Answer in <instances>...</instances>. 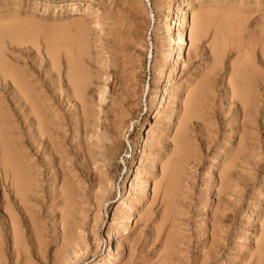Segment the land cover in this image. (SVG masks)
Masks as SVG:
<instances>
[{"label":"rangeland","instance_id":"374dc122","mask_svg":"<svg viewBox=\"0 0 264 264\" xmlns=\"http://www.w3.org/2000/svg\"><path fill=\"white\" fill-rule=\"evenodd\" d=\"M63 1H65V0H48V1L47 0H11V1L10 0H0V38H1L0 39V58H1L2 62L3 61L5 62L7 67H9V69L12 72L15 71L14 73H16V74L18 73L17 74L18 77L24 76L23 78H26V79L28 77H30V78H28V80L31 82L33 80L35 82V83L32 82L33 84L31 83V85H30L31 88H33L37 94L39 93V91H41L38 95L39 97L41 96V98H42L45 95V97L43 99H45L46 97H49L50 101H51V99L53 100L51 102H48V103H52V104L54 103L53 105H54L55 111L53 109H51V111H50V113H51L50 115L53 116V118H52V116H50L51 121H53V122L57 121V123H59L60 118L61 119L63 118L60 121V124L63 125L65 123L63 125L64 130L68 127L67 131L70 133L69 134L65 130L66 131V134H65L66 138L64 137V140H66V141H63L64 147L67 146L66 150H65V148H63V150H64L63 153L66 156L68 153L70 158L68 156L67 157L69 159H72V160H67V161L69 163H71V162L73 163L74 161L75 162L77 161L76 159H73V157H74L73 155H75L73 153H76V150H77V152L80 150V145L78 146L79 147L78 148V147H74V144L77 146L80 143L79 141H82L83 142L82 144L86 145L85 140L87 139L86 135L83 136L84 133L82 132V128H81V125L79 123V120L81 117V111H80L81 108L78 107L79 105H78L76 100H71L72 102H70L69 101L70 97L69 98L66 97L69 94H70L69 96H71V93L73 92V84L69 80V72H70V70H72V68L76 69V76H77V80L79 82V84H78L79 86H77V87L80 88L81 92L83 93L82 98L85 101L87 109H89L91 114H92L91 119L93 120V122L98 121L97 126L100 129H101L100 125H102V122H103L102 121L103 120L102 109H104V108H102V107L103 106L106 107L107 104L110 103L112 97L116 98L117 95L120 94V92H121L120 90L124 86V79L130 80L129 81L130 83L128 82V84H129V86H132L130 88L133 89V91L138 92V91L142 90V91L138 92L139 95L137 97H140V95H141V97L138 99V100H140L139 103H140V107H141V117L140 118H142L143 116H146V119H145V123H144V121H142V124L139 127L140 129L138 128L136 131L137 133H135V134L133 133V135H130V134H132V130H133L131 127L128 129V132L126 131L124 134L122 141L123 142L125 141L123 143V146L124 145L125 146L121 147L120 154L118 156L119 158H117L116 163L113 165V168H114V175L113 176L115 177V182H114L115 184H114V187L112 189V193H113L112 198L108 202L105 203V206L103 207L101 212H99L98 208L95 205H93V202H94L93 199L91 201V203H92L91 205H93V206L90 205V207H88V210H89L88 213L89 214H88V219L86 222L89 224L87 227H88V229L90 228L89 231L91 232L90 233L88 231V234H89L88 238H90V240H88L87 244H86V246L88 248L87 247L84 248L82 250L81 254L79 253L80 258L79 257H73V258H71V259H73L72 261L69 259L70 261L68 260L67 262L65 261L61 264H66V263L67 264L68 263L69 264L70 263L71 264H94V263L97 264L96 262L101 260V258H104V260L107 259L105 261L107 264H110V263L111 264H131V262H132V264H139L140 261H142V263L140 262V264H169L170 261H171L170 264H181V263L182 264H198V263H200V264H259V263L264 264V253H263V251H264V244L263 243L264 242H262V241H264L263 240L264 239V228H263L264 227V218H263L264 217V118H263L264 117V101H263L264 100V36H262V35H264V23H263L264 22V20H263L264 19V17H263L264 16V0H205V1L202 0L200 2H199V0L198 1L193 0L194 2L192 0H172L171 2L169 0H167V2H166V0L165 1L163 0V2H161V3H160V1H162V0H158V1L157 0L156 1L155 0H78V1H81V4H79V5H70L71 3H69V5H65V7H61L60 3ZM89 1L92 2V8H90L91 9L90 11H92V12L87 10V2H89ZM187 1H189L190 3L191 2H193V3L190 4ZM258 2H260V3H258ZM125 3H126V5H125ZM163 3H165L166 6H165V4L163 5ZM188 3L191 6L188 5ZM204 3H206V4H204ZM155 4H156V6H155ZM161 4H162V6H161ZM256 4H258V5H256ZM157 5L159 6V8ZM204 5H207L208 7L207 6L204 7ZM209 5H210V7H209ZM198 6L200 9L198 8ZM215 6H218V7L216 8ZM202 7H204V8H202ZM169 8H171V9H169ZM189 8H190V10H189ZM179 9H180V13L178 14L177 11H179ZM214 9H215V11H214ZM191 10H194V12H192ZM198 10H199L200 14L209 12L211 17H212V21H211V24L208 28L206 37L200 43L195 42L191 46L189 33H190L191 24H192V13L197 14ZM244 10H245V12H244ZM250 10L252 13L250 12ZM166 11H168V12L166 13ZM210 11H212V12H210ZM249 12H250V14H249ZM12 13L14 15H12ZM185 13H186V15H185ZM167 14L169 15V17ZM242 14H245L246 16L245 15L241 16ZM7 15L8 16L11 15L13 17L9 16L8 19L5 18L2 21L1 18L6 17ZM166 15L169 19L166 17ZM96 17L98 18V20ZM219 17L221 20L219 19ZM260 17H261V19H260ZM226 18H228V19H226ZM234 18H235V20H234ZM244 18H245V20L243 21ZM249 18H251V19H249ZM159 19H160V21H158ZM167 19L169 21H166ZM178 19L179 20H182V19L186 20L184 22L182 20V23H184L182 31H179V29H178V27H179V25H177L179 23ZM8 21H9L10 25L7 24ZM219 21H220V23H219ZM253 21H254V23H253ZM17 23H19L20 26ZM86 23H88V24H86ZM11 24H13V26ZM14 24H17V26ZM81 24H82V26H81ZM164 24L169 26V27L165 26ZM224 25H225V27H224ZM3 26H5L6 28ZM218 26H220V27H218ZM1 27H3V28H1ZM8 27L10 30L8 29ZM159 27H161V28H159ZM167 28H168V30H165ZM222 28L224 29L225 32L222 31L223 30ZM225 28H227V30ZM259 30H261V31H259ZM156 31L157 32L160 31L159 33H161V34L157 33ZM166 31H169V32H166ZM178 31L182 35L184 34V36H183V38L185 37L183 39L184 42H180L179 40H177L179 38L178 37V34H179ZM183 31H185V32H183ZM170 32H172V33H170ZM127 34H128V36H127ZM130 34H133V35H130ZM138 34H139L140 38H138ZM168 34H170V36ZM173 36H175V37H173ZM131 37H134V38H131ZM128 38H130V39L128 40ZM230 38H232V39H230ZM258 39H260V40L258 41ZM116 40L118 41V44H117ZM119 41H121V42L124 41L125 44H124V42L121 43ZM169 41L170 42L172 41V43L170 44ZM213 41H215V42H213ZM223 41H224V43H223ZM167 42H168V44H166ZM10 43H11V45H10ZM39 43L41 44V46ZM131 43H133L134 45H132ZM161 43L162 44L164 43L166 46L164 44L162 45ZM180 43H182V44H180ZM227 43H228V45H227ZM111 44H113V45H111ZM94 45H96V46H94ZM114 45H116V46H114ZM121 45H123V46L121 47ZM130 45H132V46H130ZM168 45H169V47H168ZM180 46H181V49H180ZM258 46H260V47H258ZM6 47L8 48V50ZM222 47H223V49H222ZM105 48H107V50ZM23 49H24V51H23ZM138 49H140V50H138ZM247 49H248V51H247ZM26 50H28V51H26ZM29 50H31V52H29ZM96 50H98V52H96ZM99 50L101 51V53ZM110 51L112 53V56H111V53H109ZM113 51H115V52H113ZM116 51H119V52H116ZM159 51L162 52L163 55H161V53ZM167 51H169V52H167ZM171 51L173 53H171ZM190 51H191V53H190ZM13 52L16 55H14ZM40 52H42V53H40ZM169 53H171V55ZM238 53L242 54L244 56H242V55L239 56ZM19 54H20V56H19ZM125 54L127 55V57L125 56ZM5 55H7L8 58H10V59H7L6 58L7 56H5ZM96 55H97V57H96ZM164 55H166V56H164ZM178 56H179V58H178ZM136 57H137V60L139 59L140 61L139 60L137 61ZM159 57L160 58L162 57V58L160 59ZM42 58H43V60L45 58V60L43 61ZM119 58L121 61L119 60ZM124 58H126V59H124ZM177 58H178V60H177ZM23 59H26V60H23ZM113 59L118 60L116 62V64L114 62L116 60L113 61ZM127 59H128V62L130 60L129 63H131L130 64L131 66H132V64H134L135 67H138V68H135L134 65H133V67H131L129 65V63L126 62ZM10 61L12 63H10ZM18 61H19V63H18ZM122 61H124L125 63ZM134 61H135V63H134ZM21 62H22V64H21ZM94 62H95V64L97 63V66L101 65L100 67L98 66L99 68H101L100 74H99V70H98L99 68L94 64ZM118 62H120V63H118ZM137 62H139V63H137ZM140 62H142V63H140ZM248 62H250V64ZM14 63L15 64L17 63V65L15 67H14V65H15ZM98 63H100V64H98ZM157 63H158V65H161V66L156 65ZM43 64H45V65L43 66ZM47 64H48V66H47ZM103 64H106V65H103ZM109 64H110V67H109ZM117 64H120V66L122 65V67L118 66ZM164 64H165V66L162 67ZM255 64H256V66H255ZM20 65L22 68H25L24 71L20 67ZM25 65L32 67V69L30 67H29L30 69H28ZM34 65H36V66H34ZM113 65H115V66H113ZM116 66H117V68H115ZM205 66L209 67V68L207 67L208 70H206ZM216 66H218V67H216ZM257 66H259V67H257ZM34 67H35V69L33 70ZM158 67H161L162 71L160 70V68L158 69ZM256 67H257V69H256ZM47 68H48V71H47ZM51 68H53V69H51ZM132 68H135V70L133 69V71H132L131 70ZM155 68L157 70H155ZM16 69H18V70H16ZM25 70H26V72H25ZM30 70H31V72H29ZM118 70H120V71L118 72ZM122 70H123V72H122ZM238 70H241L245 74L244 89H245V95L247 97V106H246L245 111L241 108V106H236L232 103L233 97L231 95L230 81L232 79H234V77L236 78V76L239 75ZM33 71H35V72L33 73ZM60 71L61 72L63 71V72L61 73ZM104 71L105 72L108 71L107 73L110 72L109 75L108 74L106 75V73ZM113 71H114V73H112ZM154 71H155V73H156V71L158 72V73H156L157 75L154 73ZM3 72H4V69L0 68V77H1L0 78V84H1V86H0V97H3V99H6L5 103L2 105L4 110L7 112V114L5 116L14 115L13 113L15 111H16L17 115L20 116L21 114L18 111L19 110L18 107L22 106L21 105L22 102L17 101V98L15 97L13 91L11 92V89H9V87L5 88V86H3L2 83L4 81V77L6 76V74H4ZM40 72H42L41 75H39ZM160 72H162V73L160 75H158ZM14 73H10V74L8 73V75L6 76L5 79H7V81L11 83L12 82V75L11 74H14ZM21 73H23V74L26 73V77H25V74L23 75ZM30 73L31 74L33 73V75H35V76H33V75L30 76ZM64 73L68 76V78ZM96 73L99 75V78H98ZM103 73H105V74H103ZM123 73H124V75H123ZM136 73H137V75L139 74V77L137 75H135ZM206 73H208V74H206ZM214 73H215V75H214ZM27 74H28V76H27ZM57 74L59 76H57ZM114 74H116L117 76H115ZM199 74H200V76H199ZM60 75H62V76H60ZM103 75H105L104 78H102ZM120 75H122L123 77ZM40 76H42V77H40ZM124 76L126 78H124ZM129 76H131L132 79L134 78L133 81H135L136 78H140V80L138 79V81H140V82L142 81V82L140 83V82L135 81L137 84L136 85L135 82H133ZM211 76L213 77V79ZM35 77H37L38 79ZM100 77H101V79H100ZM121 77L123 78V80ZM156 77H157V79H156ZM193 77H195V78H193ZM161 78H162V80H161ZM97 79H99V80H97ZM115 79L117 82L115 81ZM119 79H120V81H119ZM167 79L170 81H168ZM38 80L40 82H38ZM47 80H48V82H47ZM154 80H155V82H154ZM156 80H159V81H156ZM104 81L108 82V83H105ZM114 81L117 84H115ZM131 81L133 82V84ZM202 81H204V83L206 82L204 84L206 87L203 89L204 93H202V95L200 96L201 101L199 103V108L197 105V109H198L197 116H198V118H196V120H195V122L200 121L199 122L200 124L196 126V130H195L194 134L192 135V137H193L192 142L193 143L192 142L190 143V147L187 150L188 161H187V166L184 165L183 170H182V173H184V175H182L183 180H181L179 182L178 186L175 188V192H176L175 193V195H176L175 196V208H173L174 210L172 211V214L173 213L174 214L176 213V214L175 215L173 214L172 219L175 218L174 223H177L176 224L177 226H175V224H174V226H173L174 228H173L171 223H169L170 221L164 224V222L162 221L164 209L161 211L162 208H161V205H159V203H157L158 201L153 202L155 195L153 192L154 184H152V182L155 183L154 180H157L158 182H160V180H158V179L161 178V172H160L161 171V169H160L161 168V161H162L163 157H164L163 162H165L167 160L165 155L164 156L161 155V157H160V155L157 153L158 147H162V146H159L157 144L158 147L156 149H155V147H156V143L158 142V140L161 136L160 132H162L163 129L164 130L168 129V131L166 132V135L168 133L170 140L174 136L175 131H176L175 130L176 125H177L176 123L178 122L176 118H177V115H179L178 113L181 110V104H182V102H178V101H183L185 99L183 97H186V91H188L189 88H190L189 90H192L191 88L194 89L193 86L194 85L198 86V84ZM36 82H38V83H36ZM41 82L45 85L42 86L43 84ZM118 82H120L119 83L120 85H121V83L123 85H121V87L117 86ZM168 82H171L172 88L174 87L172 90H170L171 92L170 91L165 92L166 87H167V85H165V84H167ZM189 82H192V83H189ZM57 84H58V86H57ZM164 85H165V87H164ZM188 85H190V86H188ZM175 86L177 88H175ZM39 87L40 88L42 87V89H39ZM43 87L44 88L47 87V88L43 89ZM54 87H56V89ZM101 87L103 89L105 88L106 91L103 90ZM112 87L114 89H117V90H115V92H114V89H112ZM178 87H179V89H178ZM61 88L64 90H62ZM136 88H137V90H136ZM153 88H155V89H153ZM1 89L3 91H1ZM175 89H178V90L175 91ZM50 90H51L52 94L50 93ZM153 90H154V92H153ZM159 90H160V92H159ZM215 90H216V93H215ZM45 91L47 92V94ZM54 91H56V92H54ZM61 91H62V94H61ZM64 91L66 94L64 93ZM103 91H105V92H103ZM116 91H118V92H116ZM150 91H151V93H150ZM156 92H157V95H155L156 96L155 97L154 94H156ZM182 92H184V93H182ZM6 93H8L9 95ZM90 93H92V94H90ZM105 93H107V94H105ZM108 93L111 95L108 96ZM112 93L116 94V95L114 96ZM152 93H154V94L152 95ZM101 94H102V96L104 95V97H106V98L101 97ZM227 94L229 97L227 96ZM4 95H6V96H4ZM57 96L60 97V101H59V97L57 98ZM169 96H171V97H169ZM64 97H66V98H64ZM90 97H91V99H90ZM96 97L99 98V100H96L97 99ZM150 97H152V99ZM153 97L156 100H154ZM161 97L163 99L162 100L163 102L161 101ZM172 97H174L175 100ZM181 97H182V99H181ZM10 98H11V100H10ZM65 99H66V101H64ZM261 99H262V101H261ZM106 100H108V101H106ZM57 101H59V102L57 103ZM68 101H69V103H68ZM198 101H199V99H198ZM198 101H197V103H198ZM99 102L101 104H99ZM149 102L151 104L150 107H149L150 104L148 105ZM152 102H153V104H152ZM173 102H175V104ZM211 102H213V103H211ZM261 102H263V103H261ZM64 103H66V104H64ZM167 103H169V104H167ZM17 104H19V105H17ZM57 104H59V105L57 106ZM68 104H70V105H68ZM96 104H97V106H96ZM178 104H179V106H178ZM153 105H154V107H153ZM159 105H160V107H159ZM213 105H215V106H213ZM14 106H15V108H14ZM100 106H101V108H100ZM234 106H236V107H234ZM56 107H58V108H56ZM73 107H74V109H73ZM7 108H9V109L11 108V109L7 110ZM63 108L65 110H63ZM172 108H173V110H171ZM58 109H60V111ZM161 109H162V113H159V110H161ZM75 110H76V114H75ZM149 110L151 111V113ZM174 110H176L177 112ZM214 110H216V111L219 110V111L216 112ZM62 111L64 114L62 113ZM94 111L96 114L94 113ZM97 111L99 113H97ZM163 111H164V113H163ZM237 111H238V113H237ZM53 112H54L55 116L52 114ZM201 112L203 113V115H201L202 114ZM213 112L214 113L216 112V114H214ZM57 113L59 115H57ZM148 113H149V115H148ZM170 113H173V114L176 113L177 115L175 114V116L170 117V115H169ZM219 113H220V115H219ZM60 114H62L63 116L60 117ZM164 114H167V115L164 116ZM208 114H210V115H208ZM247 114H249V116ZM56 115L58 117H56ZM214 115H216V117ZM73 116H75V117H73ZM101 116H102V118H101ZM209 116H211V118L215 117V119L212 118V120H209L210 119ZM220 116H222V117H220ZM94 117H96V118H94ZM161 117H162V119H161ZM167 117L170 120L167 119ZM243 118H244V120H243ZM75 120H77V123L75 122ZM207 120H208V122L209 121L210 122L208 124H205L207 122H204V121H207ZM215 120L218 122L215 123ZM256 120L258 123L256 122ZM18 121L20 122V119ZM69 121H71L72 123L70 124ZM160 121H161V123H160ZM165 121L167 122V124ZM228 121H230V122L228 123ZM10 122L11 121L8 120V123H10ZM96 122H94V123L96 124ZM202 122H204V123H202ZM225 123H226L227 127H226ZM237 123H239V124H237ZM67 124H68V126H66ZM156 124H158V126H156ZM163 124H164V126H163ZM168 125H170L171 127H167ZM217 125H219V126H217ZM98 127L96 128L97 130L99 129ZM151 127H153L152 129H154L155 132L156 131L159 132V133L156 132L155 136L153 135L155 139L158 137L159 138L157 141H154L152 147L149 146V144H150L149 140H150V138L153 137V136H151V132H150ZM73 128L75 130H73ZM160 128H162V129H160ZM253 128L256 129V133H255V130L253 131ZM214 129H216V130L218 129V130L216 131ZM241 129L244 131H242ZM129 130H131V132ZM252 131L254 133H251ZM211 132H213V133L211 134ZM71 133H73V134H71ZM230 133H231V135H230ZM24 134L27 135V133H24ZM244 134H246V135H244ZM256 134H258V135H256ZM78 135H79V137H78ZM135 135H137V136L135 137ZM75 136H77V137H75ZM200 136H202V137L200 138ZM89 137L91 138V139L89 138V141L92 140L93 143H94V141L97 140V138H96L97 135L93 138L91 136H89ZM215 137H217V138H215ZM28 138H29V136H27V139ZM81 138H82V140H81ZM204 138L206 139L207 142L204 141ZM14 139L17 141V137H15ZM69 139H71V140L69 141ZM73 139H75L77 142L75 140L74 141L76 143L73 142ZM83 139H84V141H83ZM242 139L244 140L243 142H242ZM209 140L212 141L213 144L209 145L208 144ZM251 140L254 141L252 148H249L246 145H243V144H250ZM99 142L100 141L97 140V143L95 142L96 144L87 145L86 147H89L90 149L93 148V151L97 152L96 149H99V148L96 147L95 145L100 146ZM134 142H136V143H134ZM218 142H220V143H218ZM197 143H199L198 147H197ZM226 143H229L228 150L223 152L222 154H220L219 152H220L221 147H223ZM233 143H235V144H233ZM145 144H146V146H145ZM167 144H168V146L166 147L167 148L166 153H169V152H171V149H172L170 147L171 146L170 141L167 142ZM230 144H231V146H230ZM195 145H196V147H194ZM199 145H200V147H199ZM201 145H202V147H201ZM144 146L146 147V149ZM168 147L171 149H169ZM203 147L204 148L206 147V148L204 149ZM236 147H238V148H236ZM68 148H69V150H68ZM74 148H76V150ZM141 148L143 150L145 149L144 152H143V150H141ZM233 148H234V150H233ZM255 148H256V150H255ZM72 149H74L73 153H72ZM195 149L197 152L195 151ZM198 149L200 150V152ZM147 150H149V151H147ZM21 151H22V149H20V153H21ZM35 151H37V150L34 149V152ZM131 151L134 153H132ZM153 151H154V154H153ZM256 151L259 154H257ZM226 153H227V156L224 157V154H226ZM254 154H256V155H254ZM151 155L153 156V158H151L152 157ZM234 155H237V156L239 155L238 157H240V158L237 161L238 162L237 165L231 169L232 170V172H231L232 174H231V178H230L231 179V188L229 189L228 194L222 196V203L218 204L217 203L218 201H216V200H217V192H218V189L220 188V181H219L220 180V170H222V168L225 165H229V166L232 165L233 160L237 157ZM154 156L155 157L157 156L159 159L157 157L155 158ZM148 157H150V158H148ZM198 157H199V159H198ZM51 159L53 161V158H51ZM151 159L152 160L155 159L156 161L158 159V163H157L155 168H152L151 164H149L152 161ZM200 159L202 161H200ZM241 159H242V161H241ZM35 160L38 161L37 159L33 158L31 160V162H35ZM131 160H133V162ZM225 160L227 161V163L225 162ZM39 161L43 162V158H39ZM67 161L63 162L66 165V167H70V165H71V167H73V166L75 167V165L77 167H79L82 164L80 161H77L78 162V163L76 162L77 164L74 162L72 165V163L69 164V163H67ZM40 162H37V163H40ZM139 163L143 164L141 166L143 170L141 168L140 169L144 172H146V170H147V172L146 173L143 172V176H145V174H146V177L142 176L143 180L140 183L141 185L140 184L138 185V187H141V188L144 187L145 189H144V191L142 190L140 193L136 194L135 189L137 188V186H134V182H133L134 178L133 177H135L137 169L140 166ZM146 163H148L150 167L148 166V164L146 165ZM195 163H197V164H195ZM217 163H219V164H217ZM123 164H124V166H123ZM194 165H196L197 167ZM144 167H145V169H144ZM192 167L193 168L196 167V168L193 169ZM210 167H212V168H210ZM123 169H124V171H123ZM56 170H57L56 171L57 173L55 174L53 172V173H51L52 174L51 176H49V175L46 176L47 177V178H45L46 183L43 182V184H42L45 188V191L47 190V192H46L47 194H50L51 192L57 193L59 188H60L59 181L61 180L60 179L61 174L64 171H62L60 173L58 168ZM193 170L194 171L196 170V171L193 172ZM248 170H250L251 172ZM73 172L69 170V172H68L69 176H71V175L73 176L74 175ZM148 174H150V175H148ZM104 175H106V174L103 173L102 176H104ZM54 176L59 177L58 182L56 183L57 185L53 183V179L55 178ZM193 177H195V179ZM0 178H2V177L0 176ZM81 178H83V179L80 180V185H79L80 188L78 187V185H74V188H73L74 190L78 188L77 190L82 192L83 189L85 188L84 190H88V192H90L89 194H92V195H94V193H97V194L101 193V188L98 185V183L96 182L97 180L99 181L100 176L98 177V179L96 181L95 180L93 181L95 185L92 183V186H90V180H92V178H93V176L91 174H89V175L84 174L83 176H81ZM123 178L125 181L123 180ZM144 178L148 179V180L150 179V180L147 183H144L145 182ZM245 178H246V180H245ZM187 179H188V181H187ZM85 180H87V181L85 182ZM242 180L244 182H242ZM214 183H216V184H214ZM238 183H240V184H238ZM2 184H3V187L1 186ZM50 184H52L56 188V190H55L56 192H54V187ZM143 184H144V186H143ZM184 186H186V189ZM213 186L215 189L213 188ZM233 186H236V189ZM49 187L53 190H51ZM3 188L5 191L2 190ZM90 188H91V190H90ZM92 188H95V189H92ZM0 189L2 190V191L0 190V223H1L0 224L1 225L0 226V242H1L0 243L1 244L0 245V264H51L52 262L54 264H60L59 255H60V248L62 246V242H61L62 241V239H61L62 232H61V228H59V227L57 228L56 232H54L52 230V227L54 225H53L52 221L50 219H48V218H51L50 210H47V212L45 211V213H44V217H46V218H43L44 221H42V224L44 222V224H43L44 226L42 227V224L38 225L37 229H38V232L40 235L38 234L37 237L36 236L34 237L32 235V233L26 234V233H22V231L20 230L24 236L19 232L18 236L16 238L14 235V231L13 230L11 231L10 221H9V219L7 220V218H6V210H9V208L12 209V204H11V206H9L7 204L10 201L9 195L10 194L12 195L9 183L4 184L3 179H0ZM97 189H98L99 193H98ZM48 190H49V192H48ZM77 190H75V191H77ZM185 190H187V191H185ZM91 191H92V193H91ZM142 192H145V193H142ZM213 192H215V193H213ZM134 195H136V196H134ZM137 197H138V199H140L139 200L140 202L138 201ZM180 197H182V198H180ZM210 197H211V199H210ZM130 198H132L131 203L134 204L132 206L133 209L132 208L130 209L128 207L130 200H131ZM134 198H136L137 200L136 199L134 200ZM3 202H5V203H3ZM137 202H139V204ZM187 202H188L189 206H188ZM119 203L121 205H124L123 206L124 208L122 207L121 211L122 210L123 211L120 212L119 214H117L116 213V210H117L116 207H118V205H120ZM3 204H5V205H3ZM1 206H2V208H1ZM48 206L50 207V204ZM185 206L189 209H187ZM218 206L220 208L217 209ZM49 207H48V209H49ZM155 207H156V209H155ZM177 207L179 209H177ZM90 208H92V209H90ZM148 208H149V210H151L153 212L155 210V213H151V215H153L151 217V219L146 217V213L148 211ZM128 209H129V212L126 211ZM212 209H213V212H215L217 210L218 219H219L217 222V225L219 227L215 231L214 236L212 234L213 229H211L212 225H213V224L211 225V223H214V218H213L214 214H212L213 213L211 211ZM90 210H92L91 214H90ZM218 210L220 212H218ZM225 211H226V213H222ZM141 212H143V213H141ZM251 212H252V215H251ZM115 213H116V215H115ZM4 215H5V217H4ZM127 215L128 216L130 215L129 216L130 218ZM115 216H117L118 219L115 218ZM204 216H206V217H204ZM98 217H101V218H98ZM119 218H122V219H119ZM145 218H147V219H145ZM203 218H204V220H203ZM224 218H226V219H224ZM123 219H125V221ZM181 219H183V220H181ZM47 220H48V222H47ZM120 220H121V222H120ZM40 221H41V219H40ZM122 221H124V222H122ZM259 221H260V223H259ZM145 222H146V224H145ZM148 222H149V224H148ZM117 223H120V224H117ZM155 223H156V225H155ZM112 225H114L116 227V229L119 230L120 232L124 229H127V231H124L123 233L118 234L119 231L117 233V230ZM111 226H112V229H111ZM43 228H45V229H43ZM93 228H95V229L93 230ZM155 228L157 230H159V229H161V230L157 231ZM109 229L111 231L112 230L113 231L110 232ZM151 230L153 232L149 233V231H151ZM58 231H60V232L57 233ZM162 231H163V233H162ZM114 232H116L120 238L114 239L112 241L113 242L112 246L109 249L107 246L108 244L106 243V238H107V235L109 233L116 234ZM155 232H157V233H155ZM158 232H160V233H158ZM171 232H173L172 237H171V234H172ZM124 233H125V235H124ZM153 233H155V234H153ZM182 233H184V234H182ZM149 234L152 237H150ZM30 235H31V238H30ZM138 235H140V236H138ZM163 235L165 236V238ZM175 235H176V237H175ZM200 235H201V237H200ZM153 236H154L155 240L153 239ZM157 237L159 238L158 240H157ZM218 237H219V240H218ZM122 238H123V240H122ZM140 238H141V242H140ZM1 239H2V241H1ZM25 239H27V241H25ZM131 239H134V241ZM130 240H131V242H130ZM182 240L184 242L185 241L186 242L184 243ZM125 241H126V243H125ZM142 241H143V243H142ZM203 241H206V242H203ZM24 242H26V244ZM40 242H42V243H40ZM122 242H123V244H122ZM150 242H151V244H150ZM171 242H172V244H171ZM210 242H211V244H209ZM52 243H53V245H52ZM132 243H134V244L132 245ZM179 243H181V244H179ZM46 244L49 246H47ZM215 244H216V247L218 248L217 249L215 247L216 250L214 248ZM219 244L221 245L220 247H219ZM138 245L141 246V248L140 247L137 248ZM13 246H14V249H13ZM34 246L36 247V249ZM57 246H58V248H57ZM157 246L158 247L163 246L164 248L159 247L160 248L159 249ZM181 246H183V247H181ZM127 247L130 249H133V250H130ZM144 247H145V249H144ZM136 248H137V250H136ZM219 248L221 250L220 252H219ZM116 249H118V250H116ZM146 249H149V251H147ZM151 249L153 251H151ZM161 249H163V250H161ZM18 250H19V253H18ZM58 250H59V252H58ZM24 251H25V253H24ZM84 252H86V253H84ZM136 252L138 253V255ZM170 252H172V253H170ZM216 252H218L217 253L218 255H214ZM34 253H36V255H38L40 253L38 256L39 259L36 255H34ZM120 253H122V254H120ZM142 253H143V255H142ZM168 253H169V255H168ZM212 253H214V254H212ZM26 254H27L28 259L26 257ZM29 254H30V256H29ZM56 254L58 256H56ZM112 254H113V256H112ZM139 254L141 255L140 258H139ZM156 254H158V256ZM219 254H221V255H219ZM31 255L34 259H32ZM40 255H42V256L40 257ZM82 255H84V256H82ZM145 255L147 258L145 257ZM186 255H188V256H186ZM200 255H202V256H200ZM249 255H250V257H249ZM155 256H157V257H155ZM218 256H219V258H216ZM30 257H31V259H29ZM57 257H58V259H57ZM148 257H150V258H148ZM40 258H42V261ZM52 258H53V260H52ZM159 258H160V260H159ZM47 259H49V260H47ZM222 259H223V261H222ZM30 260H32V261H30ZM154 260H155V262H154ZM157 260H159V261H157ZM168 260H169V262H167ZM259 260H260V262H259ZM113 261H114V263H113ZM136 261H137V263H136ZM207 261H208V263H207Z\"/></svg>","mask_w":264,"mask_h":264},{"label":"bare ground","instance_id":"6f19581e","mask_svg":"<svg viewBox=\"0 0 264 264\" xmlns=\"http://www.w3.org/2000/svg\"><path fill=\"white\" fill-rule=\"evenodd\" d=\"M11 1V0H10ZM48 1V0H47ZM156 1V0H155ZM158 1V0H157ZM165 1V0H164ZM170 2L172 1V0H169ZM193 1V0H192ZM196 1H198V0H196ZM200 1H202V0H199V2ZM205 1V0H204ZM66 2V3H65ZM161 2H163V0L162 1H160V3ZM166 2H167V0H166ZM165 2V3H166ZM174 2V1H173ZM172 2V3H173ZM187 2H189V1H187ZM194 2V1H193ZM193 2H189L190 4H192ZM220 2V1H219ZM69 3H71L70 5H79V4H81V1H78V0H65V1H63V2H61L60 3V5H61V7H65V5H69ZM95 3V2H94ZM159 3V2H158ZM165 3H163V5L165 4ZM169 3V2H168ZM182 3V2H181ZM188 3V5H190ZM207 3V2H206ZM206 3H204V4H206ZM209 3V2H208ZM258 3H260V2H258ZM212 4V3H211ZM125 5H126V3H125ZM173 5V4H172ZM202 5V4H201ZM256 5H258V4H256ZM155 6H156V4H155ZM158 6V5H157ZM161 6H162V4H161ZM165 6H166V4H165ZM170 6V5H169ZM191 6V5H190ZM205 6H207V5H204V7ZM237 6V5H236ZM75 7V6H74ZM171 7V6H170ZM178 7V6H177ZM204 7H202V8H204ZM208 7V6H207ZM209 7H210V5H209ZM212 7V6H211ZM214 7V6H213ZM216 8L218 7V6H215ZM90 8H92V2H87V10H91ZM157 8V7H156ZM158 8H159V6H158ZM162 8V7H161ZM198 8H199V6H198ZM222 8V7H221ZM60 9V8H59ZM95 9V8H94ZM131 9V8H130ZM139 9V8H138ZM169 9H171V8H169ZM178 9V8H177ZM181 9V8H180ZM180 9H179V11H177L178 12V14L180 13ZM192 9V8H191ZM195 9V8H194ZM200 9V8H199ZM207 9V8H206ZM205 9V10H206ZM97 10V9H96ZM157 10V9H156ZM159 10V9H158ZM162 10V9H161ZM160 10V11H161ZM164 10V9H163ZM168 10V9H167ZM183 10V9H182ZM189 10H190V8H189ZM210 10V9H209ZM218 10V9H217ZM86 11V10H85ZM169 11V10H168ZM168 11H166V13L168 12ZM192 12H194V10H191ZM197 11V10H196ZM195 11V12H196ZM203 11V10H202ZM214 11H215V9H214ZM236 11V10H235ZM239 11V10H238ZM257 11V10H256ZM90 12H92V11H90ZM190 12V11H189ZM204 12V11H203ZM202 12V13H203ZM210 12H212V11H210ZM217 12V11H216ZM219 12V11H218ZM222 12V11H221ZM227 12V11H226ZM242 12V11H241ZM244 12H245V10H244ZM250 12H251V10H250ZM250 12H249V14H250ZM89 13V12H88ZM198 13H199V10H198ZM196 14V13H192V24H191V28H190V45L192 46L195 42H198V43H200L205 37H206V35H207V31H208V28H209V26H210V24H211V21H212V17H211V15H210V13L209 12H206V13H203V14ZM238 13V12H237ZM252 13V12H251ZM11 14V13H10ZM134 14V13H133ZM138 14V13H137ZM162 14V13H161ZM169 14V13H168ZM167 14V15H168ZM214 14V13H213ZM218 14V13H217ZM221 14V13H220ZM246 14V13H245ZM245 14H242L241 16H243V15H245ZM12 15H14L13 13H12ZM167 15H166V17H167ZM185 15H186V13H185ZM216 15V14H215ZM219 15V14H218ZM222 15V14H221ZM10 17H13V16H11V15H9ZM8 15L6 16V17H2L1 18V20L3 21L5 18H7L8 19V17H9ZM179 16V15H178ZM181 16V15H180ZM225 16V15H224ZM228 16V15H227ZM237 16V15H236ZM246 16V15H245ZM250 16V15H249ZM168 17H169V15H168ZM167 17V18H168ZM214 17V16H213ZM216 17V16H215ZM222 17V16H221ZM264 17V16H263ZM32 18V17H31ZM97 18V17H96ZM161 18V17H160ZM191 18V17H190ZM224 18V17H223ZM240 18V17H239ZM255 18V17H254ZM258 18V17H257ZM79 19V18H78ZM169 19V18H168ZM166 20V21H169V20ZM219 19H220V17H219ZM225 19V18H224ZM223 19V20H224ZM226 19H228V18H226ZM241 19V18H240ZM249 19H251V18H249ZM253 19V18H252ZM260 19H261V17H260ZM16 20V19H15ZM97 20H98V18H97ZM183 20V19H182ZM182 20H179L178 19V21H179V23L177 24V25H179V27H178V29H179V31H182V28H183V24L184 23H182ZM221 20V19H220ZM232 20V19H231ZM234 20H235V18H234ZM245 20V18L243 19V21ZM264 20V19H263ZM18 21V20H17ZM20 21V20H19ZM158 21H160V19L158 20ZM184 21H186V20H183V22ZM250 21V20H249ZM33 22V21H32ZM222 22V21H221ZM228 22V21H227ZM241 22V21H240ZM259 22V21H258ZM257 22V23H258ZM141 23V22H140ZM159 23V22H158ZM186 23V22H185ZM219 23H220V21H219ZM224 23V22H223ZM253 23H254V21H253ZM264 23V22H263ZM2 24V23H1ZM8 25H10L9 24V21H8V23H7ZM18 25H19V23H17ZM17 24H14V25H16L17 26ZM86 24H88V23H86ZM132 24V23H131ZM134 24V23H133ZM168 24V23H167ZM227 24V23H226ZM234 24V23H233ZM248 24V23H247ZM7 25V26H8ZM12 26H13V24H11ZM165 25V24H164ZM220 25V24H219ZM236 25V24H235ZM240 25V24H239ZM20 26V25H19ZM81 26H82V24H81ZM89 26V25H88ZM165 26H167V25H165ZM223 26V25H222ZM244 26V25H243ZM246 26V25H245ZM257 26V25H256ZM259 26V25H258ZM3 27H5V26H3ZM3 27H1V28H3ZM11 27V26H10ZM121 27V26H120ZM125 27V26H124ZM163 27V26H162ZM167 27H169V26H167ZM218 27H220V26H218ZM224 27H225V25H224ZM254 27V26H253ZM260 27V26H259ZM6 28V27H5ZM16 28V27H15ZM118 28V27H117ZM159 28H161V27H159ZM165 28V27H164ZM172 28V27H171ZM233 28V27H232ZM243 28V27H242ZM255 28V27H254ZM261 28V27H260ZM8 29H9V27H8ZM36 29V28H35ZM132 29V28H131ZM130 29V30H131ZM223 29V28H222ZM226 30H227V28H225ZM231 29V28H230ZM253 29V28H252ZM10 30V29H9ZM165 30H168V28L167 29H165ZM220 30V29H219ZM218 30V31H219ZM229 30V29H228ZM118 31V30H117ZM133 31V30H132ZM178 31V32H179ZM222 31H224V29L222 30ZM221 31V32H222ZM232 31V30H231ZM242 31V30H241ZM249 31V30H248ZM254 31V30H253ZM259 31H261V30H259ZM90 32V31H89ZM123 32V31H122ZM126 32V31H125ZM130 32V31H129ZM128 32V33H129ZM134 32V31H133ZM132 32V33H133ZM157 32V31H156ZM160 32V31H159ZM159 32H157V33H159ZM166 32H169V31H166ZM165 32V33H166ZM183 32H185V31H183ZM212 32V31H211ZM225 32V31H224ZM120 33V32H119ZM135 33V32H134ZM156 33V34H157ZM170 33H172V32H170ZM214 33V32H213ZM247 33V32H246ZM258 33V32H257ZM123 34V33H122ZM159 34H161V33H159ZM217 34V33H216ZM235 34V33H234ZM28 35V34H27ZM130 35H133V34H130ZM169 36H170V34H168ZM221 35V34H220ZM227 35V34H226ZM225 35V36H226ZM230 35V34H229ZM3 36V35H2ZM127 36H128V34H127ZM183 36H184V34L182 35L180 32H179V34H178V39L177 40H179L180 42H184L183 41V39L185 38H183ZM210 36V35H209ZM234 36V35H233ZM262 36H264V35H262ZM118 37V36H117ZM173 37H175V36H173ZM220 37V36H219ZM222 37V36H221ZM257 37V36H256ZM115 38V37H114ZM131 38H134V37H131ZM138 38H140L139 37V34H138ZM165 38V37H164ZM170 38V37H169ZM172 38V37H171ZM224 38V37H223ZM222 38V39H223ZM259 38V37H258ZM1 39V38H0ZM72 39V38H71ZM85 39V38H84ZM130 38H128V40H129ZM230 39H232V38H230ZM244 39V38H243ZM89 40V39H88ZM170 40V39H169ZM221 40V39H220ZM260 39H258V41H259ZM117 41V40H116ZM126 41V40H125ZM132 41V40H131ZM176 41V40H175ZM240 41V40H239ZM39 42V41H38ZM109 42V41H108ZM119 42H121V41H119ZM124 42V41H123ZM123 42H121V43H123ZM130 42V41H129ZM137 42V41H136ZM170 42V41H169ZM213 42H215V41H213ZM250 42V41H249ZM172 43V41L170 42V44ZM179 43V42H178ZM223 43H224V41H223ZM242 43V42H241ZM40 44V43H39ZM115 44V43H114ZM117 44H118V41H117ZM120 44V43H119ZM124 44H125V42H124ZM128 44V43H127ZM132 45H134L133 43H131ZM140 44V43H139ZM162 44V43H161ZM164 44V43H163ZM162 44V45H163ZM166 44H168V42L166 43ZM180 44H182V43H180ZM245 44V43H244ZM251 44V43H250ZM253 44V43H252ZM10 45H11V43H10ZM98 45V44H97ZM103 45V44H102ZM111 45H113V44H111ZM110 45V46H111ZM132 45H130V46H132ZM160 45V44H159ZM165 45V44H164ZM202 45V44H201ZM227 45H228V43H227ZM13 46V45H12ZM40 46H41V44H40ZM81 46V45H80ZM94 46H96V45H94ZM114 46H116V45H114ZM120 46V45H119ZM123 45H121V47H122ZM128 46V45H127ZM126 46V47H127ZM138 46V45H137ZM158 46V45H157ZM156 46V47H157ZM166 46V45H165ZM164 46V47H165ZM182 46V45H181ZM181 46H180V49H181ZM203 46V45H202ZM222 46V45H221ZM244 46V45H243ZM256 46V45H255ZM91 47V46H90ZM139 47V46H138ZM137 47V48H138ZM168 47H169V45H168ZM179 47V46H178ZM201 47V46H200ZM219 47V46H218ZM217 47V48H218ZM238 47V46H237ZM258 47H260V46H258ZM7 48V47H6ZM37 48V47H36ZM49 48V47H48ZM72 48V47H71ZM75 48V47H74ZM101 48V47H100ZM110 48V47H109ZM112 48V47H111ZM115 48V47H114ZM195 48V47H194ZM228 48V47H227ZM28 49V48H27ZM91 49V48H90ZM103 49V48H102ZM106 50H107V48H105ZM131 49V48H130ZM129 49V50H130ZM142 49V48H141ZM179 49V48H178ZM177 49V50H178ZM193 49V48H192ZM207 49V48H206ZM222 49H223V47H222ZM241 49V48H240ZM7 50H8V48H7ZM49 50V49H48ZM113 50V49H112ZM117 50V49H116ZM125 50V49H124ZM138 50H140V49H138ZM159 50V49H158ZM163 50V49H162ZM169 50V49H168ZM243 50V49H242ZM241 50V51H242ZM250 50V49H249ZM10 51V50H9ZM23 51H24V49H23ZM26 51H28V50H26ZM100 51V50H99ZM128 51V50H127ZM174 51V50H173ZM210 51V50H209ZM247 51H248V49H247ZM29 52H31V50H29ZM38 52V51H37ZM96 52H98V50H96ZM113 52H115V51H113ZM116 52H119V51H116ZM121 52V51H120ZM124 52V51H123ZM133 52V51H132ZM160 52V51H159ZM164 52V51H163ZM167 52H169V51H167ZM223 52V51H222ZM238 52V51H237ZM252 52V51H251ZM11 53V52H10ZM14 53V52H13ZM21 53V52H20ZM28 53V52H27ZM40 53H42V52H40ZM100 53H101V51H100ZM107 53V52H106ZM109 53H111V51L109 52ZM157 53V52H156ZM161 53V55H163L162 54V52H160ZM171 53H173L172 51H171ZM171 53H169L170 55H171ZM181 53V52H180ZM190 53H191V51H190ZM213 53V52H212ZM221 53V52H220ZM61 54V53H60ZM59 54V55H60ZM119 54V53H118ZM122 54V53H121ZM130 54V53H129ZM165 54V53H164ZM224 54V53H223ZM226 54V53H225ZM239 54V53H238ZM14 55H16L15 53H14ZM91 55V54H90ZM134 55V54H133ZM141 55V54H140ZM160 55V54H159ZM219 55V54H218ZM240 55H242V54H239V56ZM5 56H7V55H5ZM19 56H20V54H19ZM23 56V55H22ZM30 56V55H29ZM111 56H112V53H111ZM125 56L127 57V55L125 54ZM130 56V55H129ZM164 56H166V55H164ZM180 56V55H179ZM179 56H178V58H179ZM216 56V55H215ZM242 56H244V55H242ZM42 57V56H41ZM96 57H97V55H96ZM109 57V56H108ZM135 57V56H134ZM139 57V56H138ZM7 59H10V58H8V56L6 57ZM20 58V57H19ZM22 58V57H21ZM116 58V57H115ZM141 58V57H140ZM160 58V57H159ZM162 58V57H161ZM160 58V59H161ZM170 58V57H169ZM178 58H177V60H178ZM238 58V57H237ZM124 59H126V58H124ZM135 59V58H134ZM214 59V58H213ZM252 59V58H251ZM22 60V59H21ZM23 60H26V59H23ZM42 60H43V58H42ZM44 60H45V58H44ZM43 60V61H44ZM60 60V59H59ZM112 60V59H111ZM114 60H116V61H114ZM119 60H120V58H119ZM133 60V59H132ZM136 60H137V57H136ZM139 60V59H138ZM137 60V61H138ZM158 60V59H157ZM166 60V59H165ZM236 60V59H235ZM245 60V59H244ZM248 60V59H247ZM39 61V60H38ZM98 61V60H97ZM104 61V60H103ZM108 61V60H107ZM110 61V60H109ZM113 61L115 62V64H116V62L118 61L117 59H113ZM121 61V60H120ZM140 61V60H139ZM218 61V60H217ZM16 62V61H15ZM24 62V61H23ZM31 62V61H30ZM63 62V61H62ZM61 62V63H62ZM113 62V63H114ZM122 62H124V61H122ZM126 62H128V59H127V61ZM129 62H130V60H129ZM128 62V63H129ZM166 62V61H165ZM178 62V61H177ZM10 63H12L11 61H10ZM18 63H19V61H18ZM27 63V62H26ZM49 63V62H48ZM60 63V62H59ZM105 63V62H104ZM118 63H120V62H118ZM125 63V62H124ZM133 63V62H132ZM134 63H135V61H134ZM137 63H139V62H137ZM136 63V64H137ZM140 63H142V62H140ZM167 63V62H166ZM220 63V62H219ZM249 64H250V62H248ZM15 64V63H14ZM21 64H22V62H21ZM28 64V63H27ZM94 64H95V62H94ZM98 64H100V63H98ZM108 64V63H107ZM131 63H129V65H130ZM13 65V64H12ZM17 65V63L14 65V67ZM29 65V64H28ZM33 65V64H32ZM31 65V66H32ZM45 64H43V66H44ZM60 65V64H59ZM96 66H97V63L95 64ZM103 65H106V64H103ZM118 66H120V64H117ZM133 65L134 64H132V66L131 67H133ZM143 65V64H142ZM156 65H158V63L156 64ZM258 65V64H257ZM23 66V65H22ZM26 66V65H25ZM34 66H36V65H34ZM47 66H48V64H47ZM91 66V65H90ZM89 66V67H90ZM99 67L101 66V65H98ZM97 66V67H98ZM113 66H115V65H113ZM141 66V65H140ZM139 66V67H140ZM158 66H161V65H158ZM165 66V64L162 66V67H164ZM255 66H256V64H255ZM254 66V67H255ZM20 67H21V65H20ZM24 67V66H23ZM28 69H32V67H30V66H26ZM30 67V68H29ZM63 67V66H62ZM98 67V68H99ZM103 67V66H102ZM108 67V66H107ZM109 67H110V64H109ZM108 67V68H109ZM120 67H122V65L120 66ZM134 67H135V65H134ZM206 67V66H205ZM208 67V66H207ZM207 67H206V70H208L207 69ZM216 67H218V66H216ZM257 67H259V66H257ZM257 67H256V69H257ZM0 68H2V69H4V74H6V76L8 75V73L10 74V73H14V72H12L10 69H9V67H7V65L5 64V62L3 61H1V58H0ZM18 68V67H17ZM22 68V67H21ZM38 68V67H37ZM46 68V67H45ZM115 68H117V66L115 67ZM127 68V67H126ZM125 68V69H126ZM135 68H138V67H135ZM135 68H132L131 70L133 71V69L135 70ZM141 68V67H140ZM160 68V70H161V67H158V69ZM209 68V67H208ZM23 69V71H24V69L25 68H22ZM35 69V67L33 68V70ZM42 69V68H41ZM51 69H53V68H51ZM65 69V68H64ZM91 69V68H90ZM100 69L101 68H99L98 70H99V74H100ZM106 69V68H105ZM215 69V68H214ZM217 69V68H216ZM254 69V68H253ZM16 70H18V69H16ZM20 70V69H19ZM39 70V69H38ZM63 70V69H62ZM127 70V69H126ZM129 70V69H128ZM137 70V69H136ZM155 70H157L156 68H155ZM37 71V70H36ZM43 71V70H42ZM47 71H48V68H47ZM50 71V70H49ZM117 71V70H116ZM120 70H118V72H119ZM139 71V70H138ZM162 71V70H161ZM25 72H26V70H25ZM29 72H31V70L29 71ZM35 71H33V73H34ZM39 72V71H38ZM51 72V71H50ZM61 72V71H60ZM63 72V71H62ZM61 72V73H62ZM65 72V71H64ZM105 72V71H104ZM108 71H106L105 73H106V75L108 74L109 75V73H107ZM122 72H123V70H122ZM125 72V71H124ZM140 72V71H139ZM138 72V73H139ZM153 72V71H152ZM205 72V71H204ZM207 72V71H206ZM210 72V71H209ZM218 72V71H217ZM248 72V71H247ZM261 72V71H260ZM33 73L31 74L30 73V76L31 75H33ZM41 73L42 72H40V74L39 75H41ZM68 73V72H67ZM92 73V72H91ZM98 73V72H97ZM96 73V74H97ZM105 73H103V74H105ZM112 73H114V71L112 72ZM154 73H155V71H154ZM156 73H158L157 71H156ZM155 73V74H156ZM162 72H160L158 75H160ZM234 73V72H233ZM238 73H239V75L238 76H236V78L234 77V79H232L231 81H230V86H231V95H232V97H233V101H232V103L234 104V105H236V106H241V108L245 111L246 110V106H247V97H246V95H245V89H244V86H245V84H244V78H245V74L241 71V70H238ZM250 73V72H249ZM18 74V73H17ZM17 74L16 73H14V74H11L12 75V82L10 83V82H8L7 81V79H5L6 78V76L4 77V81H3V86H5V88L6 87H9V89H11V92L13 91V93H14V95H15V97L17 98V101L18 102H22V106L21 107H18V111H19V113L21 114L20 116L19 115H17V113H16V111L13 113L14 115H10V116H5L6 114H7V112L4 110V108L2 107V105L5 103V101H6V99H3V97H0V176L2 177V178H0V179H3V183L4 184H6V183H9V185H10V190H11V193H12V195L10 194L9 196V199H10V201L7 203L9 206H11V204H12V209H10L9 208V210H6V218H7V220L9 219V221H10V224H11V231L13 230L14 231V235H15V237L17 238V236H18V233L20 232L21 233V231H22V233H32V235L35 237H37L38 236V234H39V232H38V225H40V224H42V221H44L43 220V218H46V217H44V213H45V211L47 212V210H50V212H51V218H48V219H50L51 221H52V223H53V227H52V230L54 231V232H56V230H57V228L59 227V228H61V232H62V236H61V239H62V246H61V248H60V255H59V262H60V264L61 263H63V262H67L69 259L72 261L73 259H71V258H73V257H79V253L81 254V252H82V250L84 249V248H86L87 246H86V244H87V241L88 240H90V238H88L89 237V234H88V231H89V229H88V223L86 222L87 221V219H88V207H90V205L92 204L91 203V201H92V199L94 200V202H93V205H95L97 208H98V211L99 212H101V210L103 209V207L105 206V203L106 202H108L111 198H112V195H113V193H112V189H113V187H114V182H115V177L113 176L114 175V168H113V165L116 163V161H117V158H119L118 156H119V154H120V150H121V147L123 146V143L125 142H123L122 141V139H123V137H124V134H125V132L127 131L128 132V129L129 128H131L132 127V134H130V135H133V133L135 134V133H137L136 131H137V129L141 126V124H142V121H144V123H145V119H146V116H143L142 118H140L141 117V107H140V103H139V101L140 100H138L140 97H141V95H140V97H137L139 94H138V92H140V91H142V90H140V91H133V89H131L130 87H132V86H129V84H128V82L130 81V80H125L124 79V86L122 87V89L120 90L121 92H120V94L119 95H117V97L115 98H113L112 97V99H111V101H110V103L109 104H107V106L106 107H102V108H104V109H102V112H103V122H102V125H100L101 126V129L97 126V122L96 121H94V122H96V124L93 122V120L91 119L92 118V114H91V112H90V110L89 109H87V106H86V104H85V101L83 100V98H82V96H83V93L81 92V90H80V88H78L77 86H79L78 84H79V82H78V80H77V76H76V69L75 68H72V70H70V72H69V80L72 82V84H73V92L71 93V96H69V95H67L66 97L67 98H69V101L70 102H72L71 100H76L77 101V103H78V107H80L81 108V117H80V120H79V123H80V125H81V128H82V132L84 133L83 134V136L84 135H86V137H87V139L85 140L86 142V145H84V144H82L83 142L82 141H79L80 143L76 146L75 144H74V147H78L79 145H80V150L77 152V150H76V148H74L75 150H76V153H73V150L74 149H72V153L73 154H75V155H71L72 157H73V159H76L77 161H80L82 164L79 166V167H77L76 165H75V167L73 166V167H71V165H70V167H66V165L63 163V162H66L67 160H72V159H69L70 157H69V154L67 153V156L69 157H67L66 155H64V153H63V148H65V150H66V147H64V142L63 141H66V140H64V137L66 138V136H65V134H66V131L68 130L67 128L64 130V127H63V125L65 124H63V125H61L60 124V121L63 119H61L60 118V120H59V123H57V121L56 122H53V121H51V118H50V116H52V115H50L51 113H50V111H51V109H53L54 110V103L52 104V103H48V102H51V101H53L52 99H51V101L49 100L50 98L49 97H46L45 99H43L44 97H45V95H44V97H42L41 98V96L39 97L38 95H39V93L41 92V91H39V93L37 94L36 93V91L33 89V88H31V83L32 82H34L33 80H32V82L31 81H29L28 80V78H30V77H28L27 79L26 78H23L24 76H21V77H18L17 76ZM21 74H23V73H21ZM25 74V77H26V73H24ZM23 74V75H24ZM45 74V73H44ZM65 74V73H64ZM94 74V73H93ZM129 74V73H128ZM132 74V73H131ZM134 74V73H133ZM204 74V73H203ZM206 74H208V73H206ZM211 74V73H210ZM66 75V74H65ZM115 76H117L116 74H114ZM113 75V76H114ZM123 75H124V73H123ZM135 75H137V73L135 74ZM134 75V76H135ZM157 75V74H156ZM170 75V74H169ZM197 75V74H196ZM214 75H215V73H214ZM213 75V76H214ZM217 75V74H216ZM251 75V74H250ZM261 75V74H260ZM17 76V77H16ZM27 76H28V74H27ZM33 76H35V75H33ZM43 76V75H42ZM42 76H40V77H42ZM57 76H59L58 74H57ZM60 76H62V75H60ZM67 76V75H66ZM97 76H98V78H99V75L97 74ZM104 76L105 75H103V77L102 78H104ZM112 76V75H111ZM110 76V77H111ZM120 76H122V75H120ZM126 76V75H125ZM124 76V78H126ZM138 77H139V74L137 75ZM155 76V75H154ZM199 76H200V74H199ZM198 76V77H199ZM207 76V75H206ZM38 77V76H37ZM37 77H35V78H37ZM55 77V76H54ZM65 77V76H64ZM123 77V76H122ZM121 77V78H122ZM130 78H131V76H129ZM160 77V76H159ZM203 77V76H202ZM209 77V76H208ZM212 77V76H211ZM225 77V76H224ZM263 77V76H262ZM1 78V77H0ZM32 78V77H31ZM44 78V77H43ZM47 78V77H46ZM61 78V77H60ZM67 78H68V76H67ZM108 78V77H107ZM119 78V77H118ZM142 78V77H141ZM193 78H195V77H193ZM201 78V77H200ZM207 78V77H206ZM38 79V78H37ZM50 79V78H49ZM100 79H101V77H100ZM114 79V78H113ZM132 79V78H131ZM134 79V78H133ZM133 79H132V81H133ZM137 79V80H136ZM135 79V81L136 82H140V81H138V79L140 80V78H136ZM156 79H157V77H156ZM199 79V78H198ZM210 79V78H209ZM212 79H213V77H212ZM259 79V78H258ZM40 80V79H39ZM38 80V82H40ZM55 80V79H54ZM62 80V79H61ZM66 80V79H65ZM97 80H99V79H97ZM122 80H123V78H122ZM161 80H162V78H161ZM168 80V79H167ZM196 80V79H195ZM203 80V79H202ZM29 81V82H28ZM42 81V80H41ZM64 81V80H63ZM102 81V80H101ZM115 81H116V79H115ZM115 81H114V83H115ZM119 81H120V79H119ZM131 81V82H132ZM135 81H133V82H135ZM156 81H159V80H156ZM168 81H170V80H168ZM173 81V80H172ZM171 81V82H172ZM250 81V80H249ZM38 82H36V83H38ZM44 82V81H43ZM47 82H48V80H47ZM46 82V83H47ZM105 82V81H104ZM117 82V81H116ZM122 82V81H121ZM133 82H132V84H133ZM136 82H135V84H136ZM142 82V81H141ZM140 82V83H141ZM154 82H155V80H154ZM162 82V81H161ZM171 82H168L167 84H165V85H167V87H166V91L165 92H169L170 90H172L173 88H172V84H171ZM194 82V81H193ZM197 82V81H196ZM35 83V82H34ZM42 83V82H41ZM59 83V82H58ZM65 83V82H64ZM81 83V82H80ZM93 83V82H92ZM105 83H108V82H105ZM120 82H118V85L117 86H120L121 87V85H123L122 83H121V85L119 84ZM130 83V82H129ZM159 83V82H158ZM188 83V82H187ZM189 83H192V82H189ZM206 83V82H205ZM204 81H202V82H200L199 84H198V86H193L194 87V89L193 88H191L192 90H189L188 89V91H186V97H183V98H185L183 101H178V102H182V104H181V110H180V112L178 113L179 115H177L176 113V115H177V125H176V131H175V134H174V136L171 138V140H170V137L168 136V133H167V135H166V132L168 131V129H166V130H162V132H160V134H161V136H160V138H159V140H158V138H154V136H155V133L157 132H155L154 131V129H152L153 127H151V129H150V132H151V136H153L152 138H150V144H149V146L150 147H152L153 146V143H154V141H157L158 140V142L156 143V147H155V149L158 147L157 146V144L159 145V146H162V147H158V154L160 155V157H161V155L162 156H166V158H167V160L165 161V162H163V159H164V157H163V159H162V161H161V178L160 179H158V180H160V182H158L157 180H154V182L155 183H153L152 182V184H154V190H153V192H154V195H155V198H154V200H153V202L154 201H158L157 203H159V205H161V211L164 209V212H163V218H162V221L164 222V224L165 223H167V222H169V223H171V225H172V227L174 226V224H175V226H177L176 224L177 223H174V221H175V218L174 219H172L173 218V214H172V211L174 210L173 208H175V188L178 186V184H179V182L181 181V180H183V177H182V175H184V173H182V170H183V167H184V165H186L187 166V161H188V157H187V150H188V148L190 147V143L192 142V139H193V137H192V135L194 134V132H195V130H196V126L197 125H199L200 123V121L199 122H195V120H196V118H198V116H197V113H198V109H197V105H198V108H199V103H200V101H201V98H200V96L202 95V93H204V91H203V89L206 87L204 84ZM33 84V83H32ZM43 84V83H42ZM50 84V83H49ZM70 84V83H69ZM71 84V85H72ZM91 84V83H90ZM113 84V83H112ZM115 84H117V83H115ZM154 84V83H153ZM152 84V85H153ZM196 84V83H195ZM257 84V83H256ZM255 84V85H256ZM45 84H43L42 86H44ZM95 85V84H94ZM97 85V84H96ZM102 85V84H101ZM100 85V86H101ZM105 85V84H104ZM107 85V84H106ZM137 85V84H136ZM141 85V84H140ZM165 85H164V87H165ZM0 86H1V84H0ZM57 86H58V84H57ZM93 86V85H92ZM103 86V85H102ZM151 86V85H150ZM188 86H190V85H188ZM50 87V86H49ZM48 87V88H49ZM60 87V86H59ZM97 87V86H96ZM95 87V88H96ZM104 87V86H103ZM109 87V86H108ZM114 87V86H113ZM112 87V89H114ZM119 87V88H120ZM153 87V86H152ZM151 87V88H152ZM157 87V86H156ZM47 88V87H46ZM46 88H44L43 87V89H46ZM55 89H56V87H54ZM63 88V87H62ZM61 88V89H62ZM102 88V87H101ZM100 88V89H101ZM118 88V87H117ZM139 88V87H138ZM175 88H177L176 86H175ZM184 88V87H183ZM39 89H42V87L40 88L39 87ZM38 89V90H39ZM103 89V88H102ZM153 89H155V88H153ZM165 89V88H164ZM178 89H179V87H178ZM178 89H175V91L176 90H178ZM186 89V88H185ZM62 90H64V89H62ZM98 90V89H97ZM103 90H105V88L103 89ZM109 90V89H108ZM115 90H117V89H114V92H115ZM135 90V89H134ZM136 90H137V88H136ZM157 90V89H156ZM162 90V89H161ZM254 90V89H253ZM1 91H3L2 89H1ZM53 91V90H52ZM59 91V90H58ZM101 91V90H100ZM106 91V90H105ZM105 91H103V92H105ZM144 91V90H143ZM174 91V90H173ZM184 91V90H183ZM230 91V90H229ZM7 92V91H6ZM38 92V91H37ZM46 92V91H45ZM54 92H56V91H54ZM113 92V93H114ZM116 92H118V91H116ZM153 92H154V90H153ZM159 92H160V90H159ZM162 92V91H161ZM171 92V91H170ZM249 92V91H248ZM44 93V92H43ZM50 93H51V90H50ZM60 93V92H59ZM64 93H65V91H64ZM94 93V92H93ZM100 93V92H99ZM110 93V92H109ZM108 93V96L109 95H111V94H109ZM112 93V94H113ZM142 93V92H141ZM150 93H151V91H150ZM149 93V94H150ZM182 93H184V92H182ZM215 93H216V90H215ZM6 94H8V93H6ZM46 94H47V92H46ZM52 94V93H51ZM61 94H62V91H61ZM66 94V93H65ZM90 94H92V93H90ZM104 94V93H103ZM105 94H107V93H105ZM154 93H152V95H153ZM162 94V93H161ZM164 94V93H163ZM166 94V93H165ZM230 94V93H229ZM263 94V93H262ZM9 95V94H8ZM49 95V94H48ZM54 95V94H53ZM97 95V94H96ZM100 95V94H99ZM98 95V96H99ZM114 96L116 95V94H113ZM155 95H157V92H156V94H154V96ZM181 95V94H180ZM204 95V94H203ZM4 96H6V95H4ZM56 96V95H55ZM62 96V95H61ZM92 96V95H91ZM143 96V95H142ZM165 96V95H164ZM172 96V95H171ZM171 96H169V97H171ZM216 96V95H215ZM227 96H228V94H227ZM226 96V97H227ZM263 96V95H262ZM59 96H57V98H58ZM66 97H64V98H66ZM101 97H104V95L102 96V94H101ZM156 97V96H155ZM167 97V96H166ZM229 97V96H228ZM9 98V97H8ZM93 98V97H92ZM97 98V97H96ZM104 98H106V97H104ZM151 99H152V97H150ZM164 98V97H163ZM173 99H174V97H172ZM222 98V97H221ZM54 99V98H53ZM90 99H91V97H90ZM153 99H154V97H153ZM181 99H182V97H181ZM198 99H199V101H198ZM10 100H11V98H10ZM9 100V101H10ZM48 100V101H47ZM56 100V99H55ZM96 100H99V98H97ZM102 100V99H101ZM100 100V101H101ZM110 100V99H109ZM149 100V99H148ZM154 100H156V99H154ZM163 99H162V97H161V101H162ZM170 100V99H169ZM175 100V99H174ZM177 100V99H176ZM230 100V99H229ZM251 100V99H250ZM59 101H60V97H59ZM59 101H57V103L59 102ZM64 101H66V99L64 100ZM69 101H68V103H69ZM93 101V100H92ZM106 101H108V100H106ZM159 101V100H158ZM157 101V102H158ZM197 101H198V103H197ZM261 101H262V99H261ZM264 101V100H263ZM63 102V101H62ZM97 102V101H96ZM163 102V101H162ZM260 102V101H259ZM11 103V102H10ZM13 103V102H12ZM56 103V102H55ZM105 103V102H104ZM142 103V102H141ZM174 104H175V102H173ZM211 103H213V102H211ZM239 103V104H238ZM261 103H263V102H261ZM260 103V104H261ZM7 104V103H6ZM16 104V103H15ZM61 104V103H60ZM64 104H66V103H64ZM71 104V103H70ZM70 104H68V105H70ZM99 104H101L100 102H99ZM150 104V102L148 103V105ZM152 104H153V102H152ZM157 104V103H156ZM160 104V103H159ZM167 104H169V103H167ZM8 105V104H7ZM14 105V104H13ZM17 105H19V104H17ZM59 104H57V106H58ZM72 105V104H71ZM155 105V104H154ZM154 105H153V107H154ZM16 106V105H15ZM15 106H14V108H15ZM96 106H97V104H96ZM151 106V104L149 105V107ZM172 106V105H171ZM178 106H179V104H178ZM213 106H215V105H213ZM236 106H234V107H236ZM7 107V106H6ZM60 107V106H59ZM77 107V108H78ZM159 107H160V105H159ZM168 107V106H167ZM174 107V106H173ZM212 107V106H211ZM233 107V106H232ZM56 108H58V107H56ZM72 108V107H71ZM94 108V107H93ZM96 108V107H95ZM100 108H101V106H100ZM147 108V107H146ZM163 108V107H162ZM175 108V107H174ZM177 108V107H176ZM216 108V107H215ZM11 109V108H10ZM9 108H7V110H10ZM73 109H74V107H73ZM145 109V108H144ZM166 109V108H165ZM222 109V108H221ZM59 111H60V109H58ZM63 110H65L64 108H63ZM68 110V109H67ZM100 110V109H99ZM153 110V109H152ZM170 110V109H169ZM171 110H173V108L171 109ZM170 110V111H171ZM177 110V109H176ZM176 110H174V111H176ZM204 110V109H203ZM55 111V110H54ZM57 111V110H56ZM58 111V112H59ZM74 111V110H73ZM146 111V110H145ZM144 111V112H145ZM150 111V110H149ZM210 111V110H209ZM212 111V110H211ZM214 111H216V110H214ZM217 111H219V110H217ZM216 111V112H217ZM225 111V110H224ZM9 112V111H8ZM12 112V111H11ZM153 112V111H152ZM167 112V111H166ZM177 112V111H176ZM216 112L214 113V114H216ZM62 113H63V111H62ZM66 113V112H65ZM94 113H95V111H94ZM97 113H99L98 111H97ZM150 113H151V111H150ZM159 113H162V109L161 110H159ZM163 113H164V111H163ZM202 113V112H201ZM212 113V114H213ZM237 113H238V111H237ZM256 113V112H255ZM10 114V113H9ZM54 116H55V114H54V112L52 113ZM64 114V113H63ZM75 114H76V110H75ZM74 114V115H75ZM96 114V113H95ZM144 114V113H143ZM142 114V115H143ZM175 114H173V113H170L169 115H170V117L171 116H175ZM218 114V113H217ZM57 115H59L58 113H57ZM56 115V117H58ZM98 115V114H97ZM148 115H149V113H148ZM165 115H167V114H164V116ZM201 115H203V113L201 114ZM208 115H210V114H208ZM207 115V116H208ZM219 115H220V113H219ZM248 116H249V114H247ZM61 116H63L62 114H60V117ZM80 116V115H79ZM200 116V115H199ZM215 117H216V115H214ZM239 116V115H238ZM245 116V115H244ZM65 117V116H64ZM73 117H75V116H73ZM100 117V116H99ZM163 117V116H162ZM162 117H161V119H162ZM210 117V119L209 120H212V118L213 119H215V117H212L211 118V116H209ZM220 117H222V116H220ZM246 117V116H245ZM52 118H53V116H52ZM94 118H96V117H94ZM101 118H102V116H101ZM151 118V117H150ZM166 118V117H165ZM201 118V117H200ZM227 118V117H226ZM229 118V117H228ZM238 118V117H237ZM264 118V117H263ZM20 119V122L18 121ZM72 119V118H71ZM70 119V120H71ZM167 119H169L168 117H167ZM236 119V118H235ZM8 120H10L11 122L10 123H8ZM65 120V119H64ZM74 120V119H73ZM100 120V119H99ZM157 120V119H156ZM170 120V119H169ZM173 120V119H172ZM200 120V119H199ZM230 120V119H229ZM243 120H244V118H243ZM214 121V120H213ZM249 121V120H248ZM70 122V124L72 123L71 121H69ZM68 122V123H69ZM75 122L77 123V120H75ZM166 122V121H165ZM172 122V121H171ZM204 122H207V123H205V124H208L209 122H208V120L207 121H204ZM204 122H202V123H204ZM218 121H216L215 120V123H217ZM222 122V121H221ZM224 122V121H223ZM227 122V121H226ZM230 121H228V123H229ZM256 122H257V120H256ZM67 123V122H66ZM74 123V122H73ZM143 123V124H144ZM160 123H161V121H160ZM164 123V122H163ZM212 123V122H211ZM258 123V122H257ZM99 124V123H98ZM165 124V123H164ZM164 124H163V126H164ZM166 124H167V122H166ZM173 124V123H172ZM231 124V123H230ZM233 124V123H232ZM237 124H239V123H237ZM248 124V123H247ZM152 125V124H151ZM161 125V124H160ZM159 125V126H160ZM213 125V124H212ZM225 125H226V123H225ZM229 125V124H228ZM66 126H68V124L66 125ZM77 126V125H76ZM156 126H158V124H156ZM155 126V127H156ZM162 126V127H163ZM173 126V125H172ZM207 126V125H206ZM217 126H219V125H217ZM240 126V125H239ZM73 127V126H72ZM71 127V128H72ZM75 127V126H74ZM99 128L98 130L96 129V128ZM144 127V126H143ZM142 127V128H143ZM167 127H171L170 125H168ZM215 127V126H214ZM226 127H227V125H226ZM243 127V126H242ZM164 128V127H163ZM213 128V127H212ZM140 129V128H139ZM160 129H162V128H160ZM171 129V128H170ZM174 129V128H173ZM172 129V130H173ZM208 129V128H207ZM219 129V128H218ZM217 129V130H218ZM11 130V131H10ZM73 130H75L74 128H73ZM78 130V129H77ZM214 130H216V129H214ZM216 130V131H217ZM242 130V129H241ZM255 130V133H256V129L255 128H253V131ZM71 131V130H70ZM130 132H131V130H129ZM160 131V130H159ZM203 131V130H202ZM208 131V130H207ZM242 131H244V130H242ZM241 131V132H242ZM251 132V133H254V132ZM68 132V131H67ZM72 132V131H71ZM75 132V131H74ZM78 132V131H77ZM149 132V133H150ZM24 133H27V135L26 134H24ZM69 133V132H68ZM80 133V132H79ZM139 133V132H138ZM141 133V132H140ZM148 133V134H149ZM157 133H159V132H157ZM213 132H211V134H212ZM245 133V132H244ZM258 133V132H257ZM70 134V133H69ZM71 134H73V133H71ZM208 134V133H207ZM235 134V133H234ZM17 137V141L14 139L15 137ZM77 135V134H76ZM97 135V140H99L100 142V146H97V145H95L96 147H98L99 149H96L97 150V152L96 151H93V148L92 149H90L89 147H86L87 145H94V144H96L97 143V140L96 141H94V143L92 142V140H90L89 141V136H91L92 138L93 137H95ZM139 135V134H138ZM158 135V134H157ZM225 135V134H224ZM229 135V134H228ZM230 135H231V133H230ZM240 135V134H239ZM244 135H246V134H244ZM256 135H258V134H256ZM27 136H29V138L27 139ZM137 135H135V137H136ZM148 136V135H147ZM211 136V135H210ZM226 136V135H225ZM69 137V136H68ZM75 137H77V136H75ZM78 137H79V135H78ZM82 137V136H81ZM140 137V136H139ZM199 137V136H198ZM202 136H200V138H201ZM73 138V137H72ZM95 138V139H96ZM133 138V137H132ZM197 138V137H196ZM199 138V139H200ZM214 138V137H213ZM215 138H217V137H215ZM239 138V137H238ZM14 139V140H13ZM76 139V138H75ZM75 139H73V142H75L76 140ZM91 139V138H90ZM210 139V138H209ZM247 139V138H246ZM71 139H69V141H70ZM75 140V141H74ZM78 140V139H77ZM81 140H82V138H81ZM136 140V139H135ZM196 140V139H195ZM218 140V139H217ZM216 140V141H217ZM235 140V139H234ZM83 141H84V139H83ZM170 141V144H171V148H169V149H171V152H169V153H166V150H167V146H168V144H167V142H169ZM204 141H206V139L204 138ZM244 140L242 139V142H243ZM68 142V141H67ZM72 142V141H71ZM72 142V143H73ZM77 142V141H76ZM75 142V143H76ZM96 142V143H95ZM138 142V141H137ZM146 142V141H145ZM172 142V143H171ZM207 142V141H206ZM221 142V141H220ZM220 142H218V143H220ZM224 142V141H223ZM247 142V141H246ZM66 143V142H65ZM134 143H136V142H134ZM147 143V142H146ZM193 143V142H192ZM203 143V142H202ZM201 143V144H202ZM256 143V142H255ZM139 144V143H138ZM198 144L199 143H197V147H198ZM207 144V143H206ZM208 144L209 145H211V144H213L212 143V141H208ZM233 144H235V143H233ZM253 144H254V141H252L251 140V142H250V144H243V145H246L247 147H249V148H252L253 147ZM135 145V144H134ZM143 145V144H142ZM203 145V144H202ZM202 145H201V147H202ZM220 145V144H219ZM223 145V144H222ZM125 146V145H124ZM123 146V147H124ZM130 146V145H129ZM140 146V145H139ZM145 146H146V144H145ZM144 146V147H145ZM155 146V145H154ZM192 146V145H191ZM204 146V145H203ZM218 146V145H217ZM230 146H231V144H230ZM234 146V145H233ZM236 146V145H235ZM69 147V146H68ZM142 147V146H141ZM194 147H196V145L194 146ZM199 147H200V145H199ZM210 147V146H209ZM79 148V147H78ZM148 148V147H147ZM204 148V147H203ZM206 148V147H205ZM204 148V149H205ZM208 148V147H207ZM220 148V147H219ZM228 148H229V143H226L223 147H221V149H220V154H222L223 152H225V151H227L228 150ZM236 148H238V147H236ZM246 148V147H245ZM20 149H22V151H21V153H20ZM34 149L35 150H37V151H35L34 152ZM133 149V148H132ZM145 149H146V147H145ZM144 149V150H145ZM151 149V148H150ZM209 149V148H208ZM68 150H69V148H68ZM124 150V149H123ZM141 150H143L142 148H141ZM144 150H143V152H144ZM199 150V149H198ZM202 150V149H201ZM216 150V149H215ZM233 150H234V148H233ZM255 150H256V148H255ZM147 151H149V150H147ZM195 151H196V149H195ZM218 151V150H217ZM236 151V150H235ZM251 151V150H250ZM132 152V151H131ZM197 152V151H196ZM199 152H200V150H199ZM216 152V151H215ZM248 152V151H247ZM65 153V154H66ZM128 153V152H127ZM132 153H134V152H132ZM148 153V152H147ZM146 153V154H147ZM202 153V152H201ZM200 153V154H201ZM256 153H257V151H256ZM71 154V153H70ZM123 154V153H122ZM129 154V153H128ZM144 154V153H143ZM145 154V155H146ZM153 154H154V151H153ZM198 154V153H197ZM199 154V155H200ZM218 154V153H217ZM257 154H259V153H257ZM150 155V154H149ZM196 155V154H195ZM203 155V154H202ZM232 155V154H231ZM254 155H256V154H254ZM137 156V155H136ZM140 156V155H139ZM152 156V155H151ZM197 156V155H196ZM227 156V153L226 154H224V157H226ZM230 156V155H229ZM233 156V155H232ZM234 156H237V155H234ZM239 156V155H238ZM236 157L234 160H233V163H232V165L231 166H229V165H223L224 167L222 168V170H220V188L218 189V192H217V200L216 201H218L217 203L218 204H221L222 203V196H224V195H226V194H228V191H229V189L231 188V172H232V168L233 167H235L236 165H237V161H238V159L240 158V157ZM142 157V156H141ZM155 157V156H154ZM157 157V156H156ZM155 157V158H156ZM257 157V156H256ZM33 158H35V159H37L38 161H36L35 160V162H31V160ZM39 158H43V162H40L39 161ZM51 158H53V161H52V159ZM148 158H150V157H148ZM151 158H153V156L151 157ZM158 158V157H157ZM220 158V157H219ZM228 158V157H227ZM232 158V157H231ZM249 158V157H248ZM138 159V158H137ZM140 159V158H139ZM159 159V158H158ZM158 159H157V161L155 160V159H151L152 161L149 163V164H151V166H152V168H155L156 167V165H157V163H158ZM198 159H199V157H198ZM123 160V159H122ZM121 160V161H122ZM76 161V162H77ZM132 162H133V160H131ZM135 161V160H134ZM141 161V160H140ZM143 161V160H142ZM200 161H202L201 159H200ZM232 161V160H231ZM240 161V160H239ZM241 161H242V159H241ZM37 162H40V163H37ZM75 162V161H74ZM73 162V163H74ZM75 162V163H76ZM130 162V161H129ZM145 162V161H144ZM148 162V161H147ZM196 162V161H195ZM225 162L227 163V161L225 160ZM224 162V163H225ZM252 162V161H251ZM67 163H69L68 161H67ZM72 163V162H71ZM71 163H69V164H71ZM73 163H72V165H73ZM78 163V162H77ZM76 163V164H77ZM123 163V162H122ZM143 163V162H142ZM220 163V162H219ZM219 163H217V164H219ZM140 164V163H139ZM148 163H146V165H147ZM149 164H148V166H149ZM160 164V163H159ZM193 164V163H192ZM195 164H197V163H195ZM199 164V163H198ZM244 164V163H243ZM79 165V164H78ZM143 164H140V166L138 167V169H137V172H136V175H135V177H133L134 178V186H137V188L135 189V192H136V194L137 193H140L142 190L144 191V187L143 188H141V187H138V185L142 182V180H143V177H146V174H145V176H143V172L144 171H142L143 169H142V166ZM145 165V166H146ZM246 165V164H245ZM248 165V164H247ZM257 165V164H256ZM117 166V165H116ZM123 166H124V164H123ZM122 166V167H123ZM130 166V165H129ZM159 166V165H158ZM194 166H196V165H194ZM221 166V165H220ZM255 166V165H254ZM128 167V166H127ZM132 167V166H131ZM150 167V166H149ZM197 167V166H196ZM196 167H194V168H196ZM58 168V170L60 171V173L62 172V171H64L62 174H61V180L59 181V185H60V188H59V190H58V192L57 193H50V194H47L46 192H47V190L45 191V188H44V186L42 185L43 184V182H45V178H47L46 176H51L52 174L51 173H57L56 171V169ZM125 168V167H124ZM142 170H141V169ZM193 168V167H192ZM193 168V169H194ZM209 168V167H208ZM210 168H212V167H210ZM253 168V167H252ZM144 169H145V167H144ZM219 169V168H218ZM239 169V168H238ZM250 169V168H249ZM254 169V168H253ZM252 169V170H253ZM69 170L70 171H74L73 172V176L71 175V176H69ZM197 170V169H196ZM195 170V171H196ZM211 170V169H210ZM246 170V169H245ZM112 171V172H111ZM123 171H124V169H123ZM150 171V170H149ZM194 170H193V172H195ZM207 171V170H206ZM248 171H250V170H248ZM146 172H147V170H146ZM146 172H144V173H146ZM251 172V171H250ZM106 174V175H104V176H102V174ZM149 173V172H148ZM151 173V172H150ZM157 173V172H156ZM89 175V174H91L92 176H93V178H92V180H90V186H92V183L94 184V180L96 181L97 179H98V177L100 176V178H99V181L97 180L96 182L98 183V185L100 186V188H101V193H99V191H98V189H97V191H98V193L99 194H97V193H94V195H92V194H89L90 192H88V190H84L83 189V191L81 192V191H79V190H77V189H75V190H77V191H75L73 188H74V185H78V187H79V185H80V180L81 179H83V178H81V176H83V175ZM126 174V173H125ZM160 174V173H159ZM209 174V173H208ZM242 174V173H241ZM129 175V174H128ZM148 175H150V174H148ZM147 175V176H148ZM193 175V174H192ZM250 175V174H249ZM109 176V177H108ZM116 176V175H115ZM118 176V175H117ZM120 176V175H119ZM143 176V177H142ZM55 177V178H54ZM53 178V183L54 184H56L57 182H58V176H54ZM108 177V178H107ZM150 177V176H149ZM160 177V176H159ZM185 177V176H184ZM118 178V177H117ZM116 178V179H117ZM194 179H195V177H193ZM49 179V178H48ZM85 179V178H84ZM145 179V178H144ZM192 179V178H191ZM89 180V179H88ZM123 180H124V178H123ZM150 180V179H149ZM148 179H145V182L144 183H147L148 181H149ZM152 180V179H151ZM245 180H246V178H245ZM50 181V180H49ZM87 180H85V182H86ZM125 181V180H124ZM187 181H188V179H187ZM192 181V180H191ZM218 181V182H219ZM239 181V180H238ZM241 181V180H240ZM95 182V183H96ZM132 182V183H133ZM237 182V181H236ZM242 182H244L243 180H242ZM249 182V181H248ZM46 183V182H45ZM52 183V184H53ZM52 184H50V185H52ZM82 184V183H81ZM85 184V183H84ZM87 184V183H86ZM186 184V183H185ZM214 184H216V183H214ZM238 184H240V183H238ZM246 184V183H245ZM57 185V184H56ZM95 185V184H94ZM97 185V186H98ZM141 185V184H140ZM187 185V184H186ZM218 185V184H217ZM2 187H3V184L1 185ZM53 186V185H52ZM85 186V185H84ZM89 186V185H88ZM143 186H144V184H143ZM1 187V188H2ZM48 187V186H47ZM51 187V186H50ZM49 187V188H50ZM54 187V186H53ZM52 187V188H53ZM87 187V186H86ZM95 187V186H94ZM185 187V189H186V186H184ZM191 187V186H190ZM233 187H235V189H236V186H233ZM5 188V187H4ZM4 188L2 189V190H4ZM80 188V187H79ZM88 188V187H87ZM86 188V189H87ZM182 188V187H181ZM213 188H214V186H213ZM212 188V189H213ZM48 189V188H47ZM51 189V188H50ZM92 189H95V188H92ZM189 189V188H188ZM215 189V188H214ZM1 190V189H0ZM1 190V191H2ZM51 190H53V189H51ZM56 190V188L54 187V192H56L55 191ZM90 190H91V188H90ZM132 190V189H131ZM203 190V189H202ZM210 190V189H209ZM5 191V190H4ZM3 191V192H4ZM96 191V190H95ZM185 191H187V190H185ZM189 191V190H188ZM211 191V190H210ZM48 192H49V190H48ZM133 192V191H132ZM216 192V191H215ZM215 192H213V193H215ZM91 193H92V191H91ZM131 193V192H130ZM142 193H145V192H142ZM180 193V192H179ZM178 193V194H179ZM5 194V193H4ZM3 194V195H4ZM134 194V193H133ZM212 194V193H211ZM233 194V193H232ZM8 195V194H7ZM134 196H136V195H134ZM187 196V195H186ZM188 197V196H187ZM208 197V196H207ZM231 197V196H230ZM141 198V197H140ZM153 198V197H152ZM180 198H182V197H180ZM224 198V197H223ZM226 198V197H225ZM7 199V198H6ZM5 199V200H6ZM129 199V198H128ZM131 200H130V203H129V208L131 209L132 208V206L134 205V204H132L131 203V201H132V198H130ZM136 198H134V200H135ZM137 199H138V197H137ZM136 199V200H137ZM185 199V198H184ZM188 199V198H187ZM210 199H211V197H210ZM140 199H138V201H139ZM8 201V200H7ZM6 201V202H7ZM125 201V200H124ZM147 201V200H146ZM186 201V200H185ZM188 201V200H187ZM129 202V201H128ZM140 202V201H139ZM139 202H137L138 204H139ZM3 203H5V202H3ZM123 203V202H122ZM135 203V202H134ZM145 203V202H144ZM230 203V202H229ZM50 204V207L48 206ZM120 204V203H119ZM147 204V203H146ZM149 204V203H148ZM155 204V203H154ZM187 204H188V202H187ZM263 204V203H262ZM3 205H5V204H3ZM93 205H91V206H93ZM150 205V204H149ZM157 205V204H156ZM49 207V209H48V207ZM124 205H118V207H116L117 208V210H116V213L117 214H119L120 212H122L121 211V208L123 207ZM126 206V205H125ZM188 206H189V204H188ZM206 206V205H205ZM4 207V206H3ZM127 207V208H128ZM151 207V206H150ZM186 207V206H185ZM203 207V206H202ZM225 207V206H224ZM232 207V206H231ZM1 208H2V206H1ZM124 208V207H123ZM139 208V207H138ZM187 208V207H186ZM218 208H220L219 206L217 207V209ZM5 209V208H4ZM7 209V208H6ZM90 209H92V208H90ZM133 209V208H132ZM155 209H156V207H155ZM177 209H179L178 207H177ZM187 209H189V208H187ZM107 210V209H106ZM144 210V209H143ZM160 210V209H159ZM176 210V209H175ZM181 210V209H180ZM207 210V209H206ZM220 210V209H219ZM218 210V212H220ZM226 210V209H225ZM228 210V209H227ZM91 211L92 210H90V214H91ZM96 211V210H95ZM126 211H128L129 212V209L128 210H126ZM125 211V212H126ZM133 211V210H132ZM140 211V210H139ZM183 211V210H182ZM188 211V210H187ZM212 212H213V209L211 210ZM224 211V210H223ZM103 212V211H102ZM124 212V213H125ZM127 212V213H128ZM190 212V211H189ZM203 212V211H202ZM211 212V213H212ZM2 213V212H1ZM97 213V212H96ZM116 213H115V215H116ZM123 213V214H124ZM141 213H143V212H141ZM140 213V214H141ZM151 213H155V210H154V212L153 211H151V210H149V208H148V211H147V213H146V217L147 218H150L151 219V217L153 216V215H151ZM180 213V212H179ZM186 213V212H185ZM222 213H226V211L225 212H222ZM49 214V213H48ZM100 214V213H99ZM102 214V213H101ZM129 214V213H128ZM176 214V213H175ZM174 214V215H175ZM200 214V213H199ZM212 214H214V223H211V225H212V228L211 229H213L212 231V234H213V236H214V233H215V231L218 229V225H217V222H218V214H217V210L215 211V212H213ZM103 215V214H102ZM121 215V214H120ZM119 215V216H120ZM139 215V214H138ZM142 215V214H141ZM159 215V214H158ZM204 215V214H203ZM221 215V214H220ZM228 215V214H227ZM251 215H252V212H251ZM123 216V215H122ZM128 216V215H127ZM130 216V215H129ZM128 216V217H129ZM137 216V215H136ZM155 216V215H154ZM225 216V215H224ZM4 217H5V215H4ZM50 217V216H49ZM93 217V216H92ZM96 217V216H95ZM94 217V218H95ZM124 217V216H123ZM204 217H206V216H204ZM227 217V216H226ZM98 218H101V217H98ZM115 218H117V216H115ZM126 218V217H125ZM130 218V217H129ZM147 218H145V219H147ZM155 218V217H154ZM264 218V217H263ZM40 219H41V221H40ZM91 219V218H90ZM93 219V218H92ZM118 219V218H117ZM119 219H122V218H119ZM142 219V218H141ZM161 219V218H160ZM187 219V218H186ZM224 219H226V218H224ZM223 219V220H224ZM95 220V219H94ZM115 220V219H114ZM124 221H125V219H123ZM159 220V219H158ZM181 220H183V219H181ZM185 220V219H184ZM188 220V219H187ZM203 220H204V218H203ZM93 221V220H92ZM91 221V222H92ZM102 221V220H101ZM113 221V220H112ZM124 221H122V222H124ZM156 221V220H155ZM206 221V220H205ZM209 221V220H208ZM47 222H48V220H47ZM114 222V221H113ZM112 222V223H113ZM120 222H121V220H120ZM150 222V221H149ZM149 222H148V224H149ZM185 222V221H184ZM9 223V222H8ZM159 223V222H158ZM161 223V222H160ZM168 223V224H169ZM225 223V222H224ZM259 223H260V221H259ZM1 224V223H0ZM43 224H44V222H43ZM42 224V227L44 226ZM116 224V223H115ZM117 224H120V223H117ZM123 224V223H122ZM145 224H146V222H145ZM154 225V224H153ZM155 225H156V223H155ZM170 225V226H171ZM1 226V225H0ZM3 226V225H2ZM112 226H114V225H112ZM112 226H111V229H112ZM124 226V225H123ZM126 226V225H125ZM159 226V225H158ZM179 226V225H178ZM181 226V225H180ZM198 226V225H197ZM115 227V226H114ZM151 227V226H150ZM157 227V226H156ZM160 227V226H159ZM224 227V226H223ZM260 227V226H259ZM46 228V227H45ZM45 228H43V229H45ZM122 228V227H121ZM158 228V227H157ZM174 228V227H173ZM180 228V227H179ZM207 228V227H206ZM222 228V227H221ZM225 228V227H224ZM264 228V227H263ZM95 228H93V230H94ZM115 229H116V227H115ZM156 229V228H155ZM262 229V228H261ZM21 230V231H20ZM97 230V229H96ZM110 230V229H109ZM117 230V229H116ZM157 230V229H156ZM159 230H161V229H159ZM159 230H157V231H159ZM203 230V229H202ZM2 231V230H1ZM113 231V230H112ZM111 230H110V232H112ZM118 231L119 230H117V233H118ZM124 231H127V229H124V230H122L121 232L119 231V233L118 234H120V233H123ZM166 231V230H165ZM3 232V231H2ZM1 232V233H2ZM60 231H58L57 233H59ZM90 232V231H89ZM94 232V231H93ZM150 232H153L152 230L151 231H149V233ZM21 233V234H22ZM46 233V232H45ZM91 233V232H90ZM114 233H116V232H114ZM117 233L116 234H113V233H109L108 235H107V238H106V243L108 244L107 246H108V248L110 249L111 248V246H112V241L114 240V239H116V238H120L119 237V235H117ZM155 233H157V232H155ZM155 233H153V234H155ZM158 233H160V232H158ZM162 233H163V231H162ZM172 233V234H171ZM170 234H171V237L173 236V232H171ZM262 233V232H261ZM49 234V233H48ZM152 234V235H153ZM182 234H184V233H182ZM207 234V233H206ZM222 234V233H221ZM23 235V234H22ZM40 235V234H39ZM58 235V234H57ZM124 235H125V233H124ZM134 235V234H133ZM150 235V234H149ZM179 235V234H178ZM204 235V234H203ZM24 236V235H23ZM28 236V235H27ZM48 236V235H47ZM46 236V237H47ZM51 236V235H50ZM59 236V235H58ZM122 236V235H121ZM128 236V235H127ZM138 236H140V235H138ZM155 236V235H154ZM154 236H153V239H154ZM164 236V235H163ZM211 236V235H210ZM219 236V235H218ZM222 236V235H221ZM220 236V237H221ZM14 237V236H13ZM12 237V238H13ZM26 237V236H25ZM40 237V236H39ZM45 237V238H46ZM91 237V236H90ZM125 237V236H124ZM146 237V236H145ZM150 237H152L151 235H150ZM161 237V236H160ZM175 237H176V235H175ZM200 237H201V235H200ZM24 238V237H23ZM30 238H31V235H30ZM29 238V239H30ZM48 238V237H47ZM46 238V239H47ZM149 238V237H148ZM147 238V239H148ZM164 238H165V236H164ZM167 238V237H166ZM169 238V237H168ZM215 238V237H214ZM43 239V238H42ZM52 239V238H51ZM143 239V238H142ZM159 238L157 237V240H158ZM161 239V238H160ZM163 239V238H162ZM205 239V238H204ZM212 239V238H211ZM217 239V238H216ZM221 239V238H220ZM37 240V239H36ZM41 240V239H40ZM58 240V239H57ZM92 240V239H91ZM122 240H123V238H122ZM131 240H133L134 241V239H131ZM131 240H130V242H131ZM145 240V239H144ZM149 240V239H148ZM155 240V239H154ZM202 240V239H201ZM218 240H219V237H218ZM225 240V239H224ZM264 240V239H263ZM1 241H2V239H1ZM25 241H27V239H25ZM55 241V240H54ZM53 241V242H54ZM59 241V240H58ZM127 241V240H126ZM126 241H125V243H126ZM136 241V240H135ZM160 241V240H159ZM162 241V240H161ZM165 241V240H164ZM167 241V240H166ZM183 241V240H182ZM207 241V240H206ZM206 241H203V242H206ZM43 242V241H42ZM42 242H40V243H42ZM57 242V241H56ZM124 242V241H123ZM123 242H122V244H123ZM140 242H141V238H140ZM152 242V241H151ZM151 242H150V244H151ZM158 242V241H157ZM181 242V241H180ZM184 242V241H183ZM186 242V241H185ZM184 242V243H185ZM214 242V241H213ZM262 242H264V241H262ZM1 243V242H0ZM13 243V242H12ZM25 244H26V242H24ZM45 243V242H44ZM49 243V242H48ZM139 243V242H138ZM142 243H143V241H142ZM148 243V242H147ZM156 243V242H155ZM176 243V242H175ZM16 244V243H15ZM14 244V245H15ZM23 244V243H22ZM59 244V243H58ZM89 244V243H88ZM128 244V243H127ZM134 243H132V245H133ZM161 244V243H160ZM159 244V245H160ZM169 244V243H168ZM171 244H172V242H171ZM179 244H181V243H179ZM206 244V243H205ZM209 244H211V242L209 243ZM218 244V243H217ZM221 244V243H220ZM219 244V247L221 246ZM264 244V243H263ZM1 245V244H0ZM18 245V244H17ZM33 245V244H32ZM36 245V244H35ZM47 245V244H46ZM52 245H53V243H52ZM61 245V244H60ZM125 245V244H124ZM130 245V244H129ZM128 245V246H129ZM163 245V244H162ZM165 245V244H164ZM170 245V244H169ZM168 245V246H169ZM187 245V244H186ZM190 245V244H189ZM202 245V244H201ZM24 246V245H23ZM38 246V245H37ZM47 246H49V245H47ZM127 246V245H126ZM214 246V245H213ZM212 246V247H213ZM22 247V246H21ZM35 247V246H34ZM54 247V246H53ZM121 247V246H120ZM131 247V246H130ZM138 247H140L141 248V246H137V248ZM158 247V246H157ZM160 247V246H159ZM158 247V248H159ZM161 247H163V246H161ZM160 247V248H161ZM166 247V246H165ZM181 247H183V246H181ZM180 247V248H181ZM203 247V246H202ZM206 247V246H205ZM216 247V244H215V246H214V248ZM260 247V246H259ZM44 248V247H43ZM57 248H58V246H57ZM88 248V247H87ZM106 248V247H105ZM128 248V247H127ZM126 248V249H127ZM137 248H136V250H137ZM159 248V249H160ZM164 248V247H163ZM170 248V247H169ZM217 248V247H216ZM216 248H215V250H216ZM3 249V248H2ZM12 249V248H11ZM13 249H14V246H13ZM23 249V248H22ZM28 249V248H27ZM35 249H36V247H35ZM34 249V250H35ZM38 249V248H37ZM46 249V248H45ZM48 249V248H47ZM128 249H130V248H128ZM144 249H145V247H144ZM176 249V248H175ZM174 249V250H175ZM183 249V248H182ZM208 249V248H207ZM218 249V248H217ZM253 249V248H252ZM42 250V249H41ZM49 250V249H48ZM116 250H118V249H116ZM125 250V249H124ZM130 250H133V249H130ZM140 250V249H139ZM143 250V249H142ZM147 251H149V249H146ZM161 250H163V249H161ZM160 250V251H161ZM21 251V250H20ZM29 251V250H28ZM45 251V250H44ZM112 251V250H111ZM123 251V250H122ZM141 251V250H140ZM151 251H153L152 249H151ZM201 251V250H200ZM221 250H220V248H219V252H220ZM30 252V251H29ZM33 252V251H32ZM36 252V251H35ZM41 252V251H40ZM43 252V251H42ZM58 252H59V250H58ZM129 252V251H128ZM146 252V251H145ZM156 252V251H155ZM154 252V253H155ZM166 252V251H165ZM236 252V251H235ZM18 253H19V250H18ZM24 253H25V251H24ZM84 253H86V252H84ZM83 253V254H84ZM114 253V252H113ZM132 253V252H131ZM137 253V252H136ZM141 253V252H140ZM148 253V252H147ZM158 253V252H157ZM170 253H172V252H170ZM202 253V252H201ZM200 253V254H201ZM218 252H216L215 254L214 253H212V254H214V255H218L217 254ZM263 253H264V251H263ZM28 254V253H27ZM27 254H26V257H27ZM40 254V253H39ZM39 254L38 255H36V253H34V255H36L37 257L39 256ZM42 254V253H41ZM110 254V253H109ZM120 254H122V253H120ZM129 254V253H128ZM152 254V253H151ZM150 254V255H151ZM159 254V253H158ZM158 254H156L157 256H158ZM176 254V253H175ZM174 254V255H175ZM178 254V253H177ZM180 254V253H179ZM211 254V253H210ZM2 255V254H1ZM20 255V254H19ZM25 255V254H24ZM44 255V254H43ZM119 255V254H118ZM137 255H138V253H137ZM142 255H143V253H142ZM168 255H169V253H168ZM172 255V254H171ZM219 255H221V254H219ZM21 256V255H20ZM29 256H30V254H29ZM42 255H40V257H41ZM56 256H58L57 254H56ZM82 256H84V255H82ZM81 256V257H82ZM112 256H113V254H112ZM132 256V255H131ZM140 254H139V258H140ZM152 256V255H151ZM157 256H155V257H157ZM186 256H188V255H186ZM200 256H202V255H200ZM208 256V255H207ZM257 256V255H256ZM24 257V256H23ZM31 257H32V255H31ZM31 257L29 258V259H31ZM44 257V256H43ZM54 257V256H53ZM134 257V256H133ZM136 257V256H135ZM145 257H146V255H145ZM163 257V256H162ZM171 257V256H170ZM249 257H250V255H249ZM25 258V257H24ZM46 258V257H45ZM80 258V257H79ZM138 258V257H137ZM144 258V257H143ZM147 258V257H146ZM145 258V259H146ZM148 258H150V257H148ZM210 258V257H209ZM208 258V259H209ZM216 258H219V256L218 257H216ZM229 258V257H228ZM260 258V257H259ZM258 258V259H259ZM26 259V258H25ZM27 259H28V257H27ZM32 259H34L33 257H32ZM38 259H39V257H38ZM41 259V261H42V258H40ZM57 259H58V257H57ZM106 259V258H105ZM134 259V258H133ZM142 259V258H141ZM140 259V260H141ZM153 259V258H152ZM186 259V258H185ZM188 259V258H187ZM47 260H49V259H47ZM52 260H53V258H52ZM69 260V261H70ZM75 260V259H74ZM107 260V259H106ZM106 260H104V258H101V260H99L98 262H96L97 264H105L106 262ZM137 260V259H136ZM159 260H160V258H159ZM159 260H157V261H159ZM204 260V259H203ZM30 261H32V260H30ZM57 261V260H56ZM80 261V260H79ZM132 261V260H131ZM163 261V260H162ZM161 261V262H162ZM222 261H223V259H222ZM27 262V261H26ZM55 262V261H54ZM134 262V261H133ZM141 263H142V261H140ZM140 262H139V264H140ZM152 262V261H151ZM154 262H155V260H154ZM160 262V263H161ZM167 262H169V260L167 261ZM195 262V261H194ZM201 262V261H200ZM203 262V261H202ZM259 262H260V260H259ZM53 263V262H52ZM51 263V264H52ZM73 263V262H72ZM113 263H114V261H113ZM136 263H137V261H136ZM144 263V262H143ZM157 263V262H156ZM170 263H171V261H170ZM169 263V264H170ZM207 263H208V261H207ZM220 263V262H219ZM251 263V262H250ZM258 263V262H257ZM54 264V263H53ZM67 264V263H66ZM69 264V263H68ZM71 264V263H70ZM95 264V263H94ZM107 264V263H106ZM111 264V263H110ZM131 264H132V262H131ZM182 264V263H181ZM198 264H200V263H198ZM259 264H261V263H259Z\"/></svg>","mask_w":264,"mask_h":264}]
</instances>
